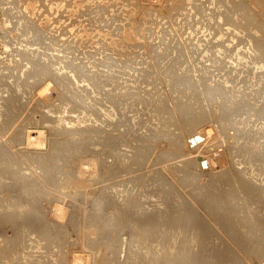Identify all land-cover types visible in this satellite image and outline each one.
I'll return each mask as SVG.
<instances>
[{"label": "rangeland", "instance_id": "obj_1", "mask_svg": "<svg viewBox=\"0 0 264 264\" xmlns=\"http://www.w3.org/2000/svg\"><path fill=\"white\" fill-rule=\"evenodd\" d=\"M101 4H102V6H101ZM185 9H186V12H185ZM242 11L248 12L251 15L252 19L249 22L244 21V16H243L244 13ZM236 12H239L240 14L236 13ZM209 13H210V15H209ZM219 13H220V15H219ZM228 14H232L233 16L230 15V17H231L230 18ZM238 15L242 16V17H239ZM238 20L240 21L239 23H242L240 25L238 24L239 27L237 26ZM34 24H35V26H34ZM231 24H232V26H231ZM234 25H235V27H234ZM236 26L238 28H240L242 26L243 28L241 31H239V29H236L237 28ZM249 26H251V29L252 28L253 29L251 30L249 28ZM256 27H258L262 30V32L259 31V35L257 34L258 32L256 30H258V29ZM223 29H224V31H223ZM219 31H221V32H219ZM94 32H95V34H94ZM250 35L254 37L253 40L250 39V37H249ZM129 36H130V38H129ZM102 37H103V39H102ZM119 38H120V40H119ZM125 38H127V40H125ZM114 39H116V41ZM117 39H118V41H117ZM38 41H39V43H38ZM114 41L116 42L115 45L112 44ZM118 42H120V43H118ZM261 42H264V0H0V112H1V110L5 111L4 108L7 105L6 104V102H7L6 98H8L10 95H13V96H14V94L17 95L16 94V92H17L18 95H20V97H22L21 99L23 100V103H25V106H26V108L24 109V112L22 113L20 119L17 121L19 125L21 123L20 127H18V128H20L22 130H27V131H28V129H33V130H31V131L29 130V131L31 132L32 138H35L34 141L37 144H42V141L45 142V140L48 138L45 143L43 142V144L40 145L42 147L46 146V148L45 147L38 148L37 146H33V145H32V147H30L31 144L26 143V142H28V140L24 139L25 140V142H24V140L21 138L22 133L19 136V134H16V131L14 132V130H16L14 128H16V125H18V124H16L14 126V128H11L9 131H5V129L1 126V124L3 122L2 119L4 118V116L0 115V123H1L0 129H2V130H0V140L2 139V141L7 143V145L5 143H2V141H0V143L4 144V145L1 144L2 147L4 148L3 150L6 153L8 152L7 154H10V156H12V157L8 158V159H10V161H7L8 159H6V156L4 155L5 153L0 152V155H1L0 167L2 166L6 170V171L1 170L2 171L1 173L4 175L6 174V175L5 176L3 175V177H2V174H0V179H1L0 185H2V184L4 185L5 181H7V182L9 181L7 184H9L12 181H13V183L15 182L14 185L12 184L13 188L9 187V185L8 186L4 185V187L2 185V187L0 188V190H1L0 191V206H1L0 207V264H160V263L161 264H178V263L184 264V261H182V263H181V254H184L183 257L185 256V260H188L187 262H185V264H191V263L192 264H194V263L195 264L196 263L197 264H200V263L201 264H219V263H222L223 258H221L222 259V261H221V260H219L220 257L216 258V257L212 256L213 259H215V260H213L211 256L207 257V255H205L206 254L205 249L202 250L204 246L206 247V244L204 245V242L206 243L208 240V239H204V236H205L204 234L206 233L204 228H206V227H203V225L199 226L200 230L197 231L196 229L199 227H197V228L195 227L197 224L194 223L195 222L194 218L191 216V214L189 215V211H188L191 208H196L198 210L200 209V211L202 213L200 211L199 212L201 214L204 213V216L208 217L204 208H207V207L210 208V206H211V208L212 207L213 208L219 207V208H226L228 210H229V207H227V206H230L231 210L227 211L226 213L227 214L229 213L228 216L232 217L231 220H233L232 221L233 223L240 224V225L236 224L237 227H236V225H234L235 226L234 231H235L236 235H238L240 237V240H242V243L244 245L243 250L248 249V251H249V252L248 251L242 252V251L238 250V248L235 246L236 242L234 243L232 240L226 241L227 243H225V244L230 245V246L228 245V249L227 248L226 249L230 250V254L232 256L234 255L235 259L232 258V256L230 255L229 258L227 257L229 260L227 258H226V260L224 259L223 264H231L232 262H233L232 264H234V263L235 264L236 263L237 264L238 263L239 264H251V262H252V264H260L259 263L260 260L264 261L263 260L264 258H262L264 255L262 256V254H261V253L264 254V251H262V250L260 251V249L264 250V248H263L264 247V244H263L264 241H262V240H264V235H263L264 229H261L262 227L264 228V218H263L264 217V213H263V211H264V205H263L264 204V200H263L264 199V192H263V190L264 189H260V187L264 188V186H263L264 185L263 184L264 183V173H263L264 171L260 170V172H259V170H258L259 167H260V169H264V166L261 167V165H259L255 160L253 161L252 159H250L251 157H249V155L246 153V151L248 152V151L256 150L258 147H260V143H263V141H264V135H263L264 134V114H263L264 110L259 111V109H258L257 111L259 113L258 112L256 113L255 110H253L251 112L252 114L250 116L251 120L248 124V129L250 128V133H251V131H259L260 134H262V132H263L262 136H259L260 137L259 139L258 138L257 139L256 138L255 139H250V138L247 139L248 136H246L245 134H243V133L240 134L239 132H237V133H239V134H237V133H235L236 131H234V128L230 129V127H227L226 124L228 123V126H230V123L228 122V120L226 121L227 118L224 119L225 118L224 115L221 116L222 114H224L223 113L224 107L233 106V102L228 101V99H224L225 96L222 97L223 99L221 97L214 98V96H211L212 97L211 98L210 94L209 93H208L209 95L207 94V91H208L207 89H211V88L216 87V86L222 87V88L226 86L225 87V89L227 88L226 91H228V89L230 88L231 91H229V92L232 93V94H230V95H232V97H234V95H235L234 91H236L237 95L234 98H242L240 96H242L245 93L247 95L252 96V94H250L251 92H253V93L254 92H257V93L260 92V94L256 93L257 95H260V97L258 96L260 98V100L258 102L256 101V103H257L256 108L261 106L262 108H260V109H264V105H263L264 104V77L260 78V76L262 74L261 73L262 69L257 67V64L255 63L256 53L253 52V49L255 47H258V44ZM61 44H62V46H61ZM74 45H76V46H74ZM120 45L122 48L120 47ZM115 46L116 47L118 46V47L116 48ZM112 48H114V49H112ZM88 49H90V51ZM118 50H120V51L122 50V51L121 52L119 51L117 53ZM85 51L86 52L88 51V52L86 53ZM123 51L125 54L123 53ZM125 51L126 52L128 51V52L126 53ZM241 51H242V53L244 52L245 54L248 53L249 56L252 55V57L250 58V57H248V55H246V57H241V54H242ZM120 53H121V55H120ZM57 54L59 55V57H57L58 56ZM122 54H123V56H122ZM117 56H118V58H117ZM128 56H130V58ZM239 56L241 58H239ZM124 57H125V59H124ZM234 57L236 58V60H240L241 62L236 61L234 59ZM67 58H69V59H67ZM111 58H113V59H111ZM242 59H244V60H242ZM41 60H43V61H41ZM19 62H21V63H19ZM29 62H31V63L29 64ZM236 62H237V64H235ZM34 63H36L37 65ZM47 63H49V65ZM135 63H136V65H135ZM72 64L74 66H72ZM125 64H128V65H125ZM21 65H24V66L21 67ZM42 65L43 66L46 65V69H45V67L42 68L41 67ZM36 66H39V67H36ZM56 66L57 67L59 66V67L57 68ZM12 68H14V69H12ZM37 68L38 69L40 68L39 71L36 70ZM107 70L109 71V73ZM34 71H36V72H34ZM41 71H43L44 73ZM63 71H64V73H63ZM38 72L42 73V74L38 75L39 74ZM53 72H55L56 74ZM57 73H58V75H57ZM60 73H61V75H60ZM74 73H76V75L78 77L76 75H74ZM189 73H191L193 75H191ZM52 75H55V76L57 75V76L54 77ZM59 75H60V77H62V75H63V77L60 78ZM65 75H67V76H65ZM68 75H70V76H68ZM23 76H25V77H23ZM131 76H133V77H131ZM36 77H38L39 79ZM51 77H53L54 79ZM57 77H59L63 81H61ZM63 78H66V79H63ZM77 78H79V79H77ZM103 78L105 80H107L106 83L108 85L105 84V80ZM131 78H133V79H131ZM150 78H151V80H150ZM68 79H69V81H67ZM245 79H247V83H246ZM54 80H56V81L58 80L57 83ZM24 81L26 82V84ZM49 81H50V83H48ZM59 81H61L63 85L61 83H58ZM42 82H44V83H42ZM54 82H55V84H54ZM67 82H69V83H67ZM78 82H79V84H78ZM98 82H99V84H98ZM260 82H262V83H260ZM18 83H19V85H18ZM256 83H257V85H256ZM219 84H221L222 86ZM92 86L95 89H93ZM197 87H199V88H197ZM45 88H46V91H45ZM98 88H99V90H98ZM104 88L106 89V91ZM193 88H194V90H193ZM243 88H245L247 90H245ZM241 89L243 91L244 90L245 91L243 92V91H241ZM91 90H93L94 92L93 91L91 92ZM239 90L241 93L239 92ZM72 91H73V93H70ZM95 91H97V92H95ZM99 91L100 92L102 91L101 92L102 94ZM249 91H250V93H249ZM74 92H76V93H74ZM123 92H124V95H123ZM80 93H82V94H80ZM105 93L110 98L112 96H116L114 99H116V101H115L116 104L118 103V105H119L117 107L121 106L120 107L121 113L124 114V116H126L125 114H127V116L128 115L131 116V117H129V116L124 117L122 114H120V116H119L120 121H122V119H124L122 121L124 123V121L127 119L125 121V123H126V122H128V119H129V122L130 121L131 122L130 123L128 122V124L126 123L127 124L126 126L124 125L125 123L121 124L122 122L120 123V121L118 124L119 125L121 124L120 125V127H121L120 131L121 132H124V131H127V129H130L136 138L137 137L139 138V135L141 136L137 141H131L132 139H129V141H131L132 144L129 143L128 140L125 142V139H127V138L124 139L123 136H118V139H116V141L113 139V141L116 143V147H115L114 142L110 143L111 145L108 143H105V142L103 143V141L99 142V141H101V140H99V138L101 139L100 135H102V134H100V131L97 130V128H99V126L102 125V122H101L102 119H100V115L102 114V116H101L102 118L105 117L103 115L104 111H103L102 107H103V104H105V103H107V105L110 104V102L105 101L106 100L105 99V97H106ZM112 93H114V95ZM233 93H234V95H233ZM90 95L93 97L91 98ZM117 95H118V97H117ZM29 97H30V99H29ZM95 97L97 100L95 99ZM103 97H104V99H102ZM213 98L216 100L214 101ZM83 99L84 100L89 99V100L84 101ZM68 100H70V101H68ZM71 100H72V102H71ZM222 101H224V104ZM225 101H227L228 103L227 102L226 103L229 105H226ZM49 102H51V103H49ZM219 102H220V104H219ZM2 103H3V105H2ZM66 103H68L69 105ZM79 103L81 104L80 106H79ZM91 103H93V104H91ZM94 103L95 104L98 103V104L95 105ZM119 103H121V105ZM221 104H222V106H221ZM71 105L72 106L75 105V106H73V108H72ZM219 105L221 106V108H219L220 107ZM48 106H49V108H50V106H52L53 108L48 109ZM77 106H79V107H77ZM86 107L89 110L85 109ZM90 107L91 108L94 107L92 110H95V109L98 110V111L95 110V113L96 114L98 113L97 116L99 118L97 116H95L96 115L95 114L94 115L95 121H93V117H92L93 112H92ZM122 107H123V109H122ZM124 107L126 108L127 112H126ZM217 107H218V109H216ZM68 108L70 111L67 110ZM98 108L102 111H100ZM220 109L222 110V114H221ZM48 110L49 111L52 110V112L54 114H52ZM56 110H58L57 111L58 114L61 112L64 114V115L62 113L59 114V116L61 117V120L58 119L60 117L57 116L58 114H57ZM123 110H125V112ZM75 111H76V113H74ZM78 111H81V112H78ZM90 112H92V113L90 114ZM10 113L12 114V111H10ZM26 113L28 116L26 115ZM55 113L57 115H55ZM85 113H87V114H85ZM99 113H101V114H99ZM253 113L255 115H253ZM29 114H31V117ZM88 114L91 115V118ZM77 115H80V117H78ZM81 115H84L85 118H83V116H81ZM232 115H233L232 118L235 117L234 119H240L239 115H238L239 117H237V115L234 113H232ZM55 116H57V117H55ZM69 116H70V118H72V121L74 123H71L72 121L70 122L71 119L69 118ZM86 116L87 117L89 116V117L86 118ZM22 117H23V119H22ZM221 117H222V119H221ZM247 117H249V114L247 115ZM247 117H246V115H243L241 117L242 118L241 121H242V123H245V125H246V122H244V121L246 119H248ZM46 118H48L49 120ZM66 118L70 119V120L67 119L69 122H67V120H65ZM76 118L78 121L75 120ZM89 118L92 121L91 120L88 121ZM132 118H133V120H131ZM21 119L23 120L22 121L23 123L19 122V121H21ZM27 119L30 121H32V120L33 121L27 123L26 122V121H28ZM35 119H36V121H35ZM37 119H39V120H37ZM50 119H54V120H50ZM55 120H57V121L55 122ZM52 121H54L53 124H52ZM84 121H86V122H84ZM59 122L60 123L63 122V123H61V125H60ZM96 122H97V124L100 122L101 125L98 124L99 126H97V124H96V126H94ZM132 122H134V123H132ZM66 123L72 124L71 127L78 124L79 126H75V128L73 127L75 130H78V131H79V127H80V129H84V128H86L85 126L88 125L87 128L90 129L91 132L90 131L89 132L80 131L81 133L79 134L78 131H75L73 128H69L70 124H69V126H67ZM84 123H86L87 125L85 124V126H84L83 125ZM131 123H132V125H131ZM236 123H237L238 127H242V124H240L239 122H236ZM80 124L83 127L80 126ZM89 124H90V127H89ZM40 125H42V126H40ZM91 125L94 127H92ZM129 125H130V127H128ZM25 126H27V127H25ZM29 126H31V127H29ZM162 126H163V128H162ZM52 127H53V129H52ZM35 128H36V131H35ZM68 128H69V130L73 129L75 132L74 133H65V132L60 133L61 130L68 129ZM39 129L45 130V131L40 132L43 134H38L39 132L37 133V131H40ZM55 129H56V131L58 130L57 132L60 133V134L57 133L58 135H60L59 138H58V135H55V134L52 135L55 132ZM91 129H94L93 130L94 132ZM241 130H243V129H241ZM27 131H25V132H27ZM144 131H146V132L144 133ZM161 131L163 133H161ZM143 133L145 135H147V137L146 136L143 137V135H144ZM165 133H166V135H165ZM37 134L43 135V136H44V134H47L46 135L47 137L44 136V137H46V138H44L42 136H38ZM83 134H86V137H88V139H86V137L82 138ZM153 134H155V135H153ZM158 134H160V135H158ZM98 135H99V137H98ZM136 135H138V136H136ZM239 135H240V137L242 135L246 136V137H243V136L242 137L244 139H247V140H244L245 142L242 141L243 140L242 137H241V139L239 138V140H238ZM251 135H252V133H251ZM15 136H17V137H15ZM148 136H151V137L154 136V137L153 138L150 137L151 138L150 139ZM159 136L160 137L164 136L165 138L163 137V139L159 140L160 139ZM170 136H172V137H170ZM186 136L190 139H188ZM14 137L18 138V139H16V142L13 141V140H15ZM29 137H31V136H28V138ZM38 137H40L41 139ZM71 137H73V139H71ZM80 137L82 139H80ZM65 138L70 139L72 141L65 140ZM141 138L142 139L145 138L146 140H142ZM170 138H173L172 140H174V141H172ZM184 138H186L187 140ZM56 139L58 141H59V139H61L64 142V146L59 147V148H57V146L54 147V144H52V140H53V143H55L57 145L58 141ZM75 139L77 141H75ZM121 139L123 142L121 141ZM140 139H141V141H140ZM17 140H18V142L21 140L20 141L21 143H18ZM85 140H87L88 142ZM185 140H186V142H185ZM191 140L193 141V143ZM73 141L75 142L74 144H73ZM80 141H81V143H80ZM119 141H121L120 144H119ZM148 141H150V142H148ZM187 141L190 143V145ZM229 141H230V143H229ZM237 141H239V142H237ZM246 141H248V142H246ZM166 142H167V145H166ZM232 142L235 144H233ZM12 143H13V145H12ZM46 143L49 145H47ZM65 143H67V144H65ZM147 143L149 145H144ZM180 143H181V146H183V144H185L184 146H186L188 143L187 148L190 151L192 150L189 153V155L191 154L190 155L191 159H192V156L194 159H196V162L193 159L195 162L196 168L194 165V168L192 167L194 170L190 169L191 171L188 170V172H192V171L195 172L196 171L195 169H197L198 176H200V178H202L199 181H197V180L194 181L191 178L193 181L190 184V180L189 179H188L189 181L186 180L187 177L191 176V174H189V175L186 174L185 168L183 166V164H184L183 160H186L187 158H189V157H187L189 155H187L185 157L186 159L183 158V160H181V158L183 156L179 157V158H174L175 156L172 157V155H174L175 147L177 149L178 145ZM22 144L25 146H23ZM113 144H114V146H112ZM141 145H143V147L144 146L145 147L142 148ZM231 145H232V147H231ZM239 145H241V146H239ZM22 146L23 147L27 146L28 148L26 149V148H23ZM149 146H151V147H149ZM34 147H36L37 149L34 150ZM114 147H115V149H114ZM138 147H140V149ZM136 148H138V150ZM196 148L199 150H197ZM237 148H239V149H237ZM241 148H243V149H241ZM42 149H45V150H42ZM51 149H52V151H51ZM53 149H54V151H53ZM225 149H226V151H228V149L231 150L230 151V152H232L231 157L236 156L238 153L239 154H238V156H236V158L233 157L232 161L230 160L231 159L230 158V159H228L229 161L224 160L225 161L224 162L222 160L223 158L221 159L220 157L226 152ZM27 150L28 151L31 150V152L28 153ZM114 150H115V153H114ZM165 150L167 151L168 154L166 153ZM193 150H195V151H193ZM32 151L34 152L33 155L35 153L37 154L36 157H32L35 159H31V156H33V155H30L32 153ZM137 151L138 152L141 151L140 153H144V154L139 153L140 154L139 156L142 155V157H141L142 159H140L138 157V154H135V153H137ZM149 151H151V152H149ZM158 151H159V153H158ZM170 151H172V153ZM47 152H48V154H47ZM51 152H54L55 155L53 153L51 154ZM11 153H12V155H11ZM41 153L42 154L46 153V155H47L46 156L47 159H45L46 162L44 161L46 164H47V161L49 162L48 163L49 166H47V168L50 167V165L52 163V161H51L52 159L55 160V161L53 160L52 165L54 164V162L57 163V164L55 163L53 166H51V168L49 169V173L47 171L45 172V170L41 168L42 165L39 162L37 163V160H38L37 156ZM132 153H134V154H132ZM147 153L150 155L148 156ZM27 154L29 155L30 158L27 156ZM50 154L53 155L54 158L51 159L52 156H50ZM14 155H15V157H17V158L19 157V158L18 159L15 158ZM133 155H135L136 159H140L142 161H139V160L135 161L134 160L135 157ZM143 155L144 156L146 155L145 156L146 158ZM147 156H148V158H147ZM165 156H167V157H165ZM2 157H3V160H2ZM57 157H59V158L56 159ZM4 158H5V160H4ZM233 159H235L234 160L235 162L233 161ZM11 160H12V162H11ZM33 160H36V162ZM16 161L18 163H14ZM137 161H139V162H137ZM9 162H11V163H9ZM125 162H126V164H125ZM191 162H193V161H191ZM229 162H233L234 164L229 163ZM13 163L15 165H17L19 168H17V166H14ZM11 164L13 166H11ZM230 164L232 167H230ZM38 165H41V166H38ZM237 165H238V167H237ZM7 167L8 168L13 167V169H11L12 172L10 169H7ZM20 167L22 170L20 169ZM14 168L20 169V171L18 170L19 172H16V170H15V172H14ZM131 168H132V170H131ZM239 168L240 169L245 168L244 169L245 171L248 168L246 171V177H250L249 179L253 180V181H251V183L247 182V183H249L248 186L251 184V186L254 189L256 187L257 191H256V189L254 191L251 186L248 187L245 181H241V184L246 185L247 188H249V189L251 188L250 189L251 192H248L249 189H247L245 186H241V187L237 186V187L232 188V186L230 187V185H225L226 182H224L223 180L225 178V175L228 174L229 169H230L231 174H232V172L234 174H236L237 171L235 172L234 170H236V169L239 170ZM255 168H257V169H255ZM232 169H233V171H232ZM42 171L44 172V174ZM152 171L154 172V174L155 173L156 174L153 175ZM200 171H201V173H204L205 176H204V174H200L199 173ZM261 171H263V172H261ZM147 172L148 173L152 172V174H150V173L147 174ZM52 173H54V174H52ZM142 173L143 174L145 173L147 177L145 176V174L143 175ZM16 174H19V176L23 175L22 176L23 178L22 177L20 178L17 175L18 176V179H17ZM25 174H26V177L24 176ZM51 174H52V176H51ZM237 174H239V173H237ZM48 175L50 176V178L47 177ZM138 175H140V176H138ZM150 175H152L153 178ZM13 176H15V178ZM148 176L150 178H148ZM24 177L26 179H24ZM140 177H142V179L137 180ZM145 178L148 179L149 181L145 180ZM157 178L159 179V181ZM203 179H204V181H202ZM23 180H27V181L22 182ZM28 180H31L32 182L28 181ZM48 180H50V181H48ZM156 180L159 183L161 180L162 184H165L164 187H169L170 184L176 186L175 190L173 189L176 192V193L174 192L175 195H173V197H175V198L168 199L169 201L167 200L168 201L167 206H166L165 202L159 204V202L163 201L162 200L163 197L160 200L161 196H158V194H157L158 193V188H157L158 186L155 184V183H157ZM206 180L207 181L209 180L211 182V184H208L209 182H207ZM3 181H4V183H3ZM140 181H142V184H143V181L144 182L147 181V182H145V184L147 186L145 184H143L144 187H142V184L140 185V183H141ZM152 181L155 183H153ZM200 181L202 183L204 182L203 184H205V185H203ZM26 182H27V184H28V182H30V183H32V185H33V183H37V184H34V185H37V187L34 186L32 189L29 186H26V184H24ZM166 182L168 183V185H166ZM253 182L256 183L257 185L252 184ZM16 183H23L24 185L19 184V186L20 187L22 186L23 189H20V187H17L18 184L16 185ZM258 183L261 186L258 185ZM212 184H214V185H212ZM134 185H136L137 187ZM209 185L211 187H208ZM254 185H255V187H254ZM202 186H204V187L202 188ZM217 186H219V187H217ZM7 187H9V190H7L8 189ZM25 187L29 188L30 190L29 189H28L29 191L24 190ZM141 187H142V190H141ZM145 187L146 188L148 187L150 189L147 188L148 190H146ZM151 187H153L155 189L152 190ZM197 187H201V188H197ZM224 187H226L229 192L225 191L226 188L224 189ZM243 187L246 188L245 191L247 193L244 190H242ZM5 188H7V189H5ZM36 189L39 190L38 195H37L38 192L37 193L35 192ZM258 189H260V190H258ZM2 190L4 192H2ZM23 190H24V194L26 196L25 198L23 195H22L23 198L20 195L21 193L23 194ZM49 190L51 191V193L48 192V193H50L48 195L51 197L50 199L48 198L47 195H46V197H44L45 196L44 193L46 192L45 194H48L47 191H49ZM105 190H107L106 193L108 192L110 194L107 193L108 195H106V193H104ZM205 190H209V193H211V191H212V193H211L212 195L208 194V191H205ZM7 191H8V193H7ZM19 191H21V192H19ZM25 191H26V193H25ZM31 191L33 194L31 193ZM41 191H43L44 193L43 192L41 193ZM146 191H149V192H146ZM155 191H157V192H155ZM197 191H199L200 193ZM202 191H204L205 194L202 193ZM217 191H219V192H217ZM220 191H222V192L220 193ZM234 191H236V192H234ZM258 191H259V193H258ZM261 191H262V193H261ZM29 192L32 194L31 196H29L30 195ZM52 192L53 193L55 192L58 194H55V193L52 194ZM151 192H152V194H150ZM196 192H197V195H196ZM206 192H207V194H206ZM216 192L219 195H221V196H219L217 194V196H216L217 198L219 197L220 199L219 198L217 199L216 197L214 198V196L216 195ZM254 192L255 193L257 192L260 196H258L257 193L254 195ZM114 193H115L116 197L114 196ZM26 194H28L29 197ZM143 194L146 195L147 197L143 196ZM238 194H239V196H238ZM246 194H248V195H246ZM10 195H11V198H10ZM18 195L20 196V198ZM39 195H41V197ZM52 195H53V197H52ZM59 195L61 197H59ZM109 195L110 196L112 195L111 196L112 199L110 198ZM178 195H179V199L177 198ZM181 195H183V196L180 197ZM261 195L263 197H261ZM5 196L6 197L8 196L10 198L9 201H8V197H7V200L5 199L6 198ZM32 196L38 197L37 199L35 198V200L38 201V199H40V201H38V205H40V206L43 205V207L42 206H41V208L37 207V204L35 203ZM240 196H241V198H240ZM54 197H56V198L59 197L58 200L64 199L63 201H65V204L63 201L60 202ZM106 197H108V198H106ZM193 197L196 199H194ZM197 197H199V198H197ZM256 197H258V199H255ZM259 197H261V198L259 199ZM29 198L31 200H29ZM149 198H150V200H149ZM203 198H204V200H203ZM205 198H207V200ZM221 198H223L224 201H222ZM21 199H23V200L21 201ZM24 199L26 200L27 203L25 202ZM27 199L29 202L27 201ZM113 199H114V201L116 199L115 202L117 204H115L114 201H112ZM171 199H172V201L175 199L174 202H177V203L179 200L180 201L178 204H176L172 201L170 202ZM176 199H178V201ZM253 199H254V201H252ZM10 200H11V202H14L17 200L16 201L17 205H15L16 203L14 202V205L17 206L16 208L12 205ZM119 200H121L122 203L117 202ZM197 200H199V201H197ZM255 200H256V202H255ZM57 201L60 204L61 203L62 204L59 205ZM209 201H211V202H209ZM226 201H227L226 204H223V205L221 204V203H225ZM237 201L239 203L240 202H242V203L238 204ZM24 202L28 205V207H26V204ZM39 202H40V204H39ZM140 202H142V203H140ZM169 202H170V204H169ZM243 202L245 203L244 205H243ZM248 202H249V204H247ZM250 202H254V203H250ZM9 203L14 208H12ZM21 203H23V204L21 205ZM29 203L33 204L31 209H30ZM118 203H120L121 205ZM205 203H207V204H205ZM34 204H36V206ZM128 204H130V206ZM168 204L170 207L173 206V208H176V207L177 208H181V207L183 208V210H182L184 213V216H183L184 218H182V222L184 224L183 228H182L184 231V232L182 231L183 235H181V227L182 226L176 230V232L178 231V233H177L178 235H177L174 230L172 233H170V231L167 228H165V226L164 227L162 226L164 229L163 230L161 228V225L160 226L157 225L156 226L157 228L155 227L150 231L151 233L149 232L150 234L147 232V235H146V232L143 231L142 235L144 236V232H145L146 237L145 236L144 237L146 239L143 236L142 237L137 236V232H139L138 231L139 228H137V227H143L144 226L141 223L144 224L145 218L150 217V216L155 217V215H158L160 213L158 211L165 210V206L167 209H169L170 207L168 206ZM188 204H189V206H188ZM256 204L258 205V208L261 207V209H262L261 214L263 216L262 217L263 222L262 221L258 222L256 220V217L253 216L251 212L246 211V207L250 208V209L252 207V209H253L256 206V208H257ZM114 205H119V206L117 207ZM137 205H139V206H137ZM174 205H176V206H174ZM190 205H191V207H190ZM220 205H222V207ZM224 205L225 206L227 205V206L225 207ZM21 206H22V208H21ZM59 206L62 208H58ZM120 206H122V207H120ZM124 206H125V208H124ZM142 206L144 209L141 208ZM160 206H162V207H160ZM233 206L235 208H233ZM236 206H238V207H236ZM146 207H148V208H146ZM122 208H124V211ZM158 208H159V210H156ZM185 208H186V210H185ZM241 208H243L242 209L243 213H242ZM32 209H34V210H32ZM128 209H129V211H128ZM235 209H237L238 211ZM102 210H103V212H102ZM141 210H145V211H141ZM138 211H139V213L142 212V214L141 213L138 214L137 213ZM235 211H237V212L235 213ZM10 212L13 214H10ZM58 212L60 214L63 213L62 214L63 217L60 214H58ZM116 212L119 213V216L117 215L118 213L116 214ZM148 212L149 213L151 212L150 213L151 215ZM154 212H158V213L155 214ZM94 213H96V214H94ZM186 213H188V214H186ZM246 213H247V215H246ZM92 214H94V216H96L97 219ZM101 214H102V216H101ZM129 214L134 216V217H132V216L130 217ZM185 214H186V216H185ZM230 214L231 215L235 214V215H233L234 216L233 217ZM240 214L241 215L243 214V215L241 216ZM244 214L246 216L245 218H248L249 220L245 219L244 220L245 223L243 226L242 223L244 222L243 221ZM248 214L250 216L252 215L251 217H253L254 219L252 220V218L250 216H248ZM107 215H108V217H107ZM114 215H117L119 218L117 216H114ZM120 215H122V218ZM124 215H126V216H124ZM188 215L190 216V219H189ZM58 216H59V218H58ZM110 216L115 217L116 220H115V218L113 219ZM123 216H124L125 220H124ZM236 216H237V218H236ZM15 217H16V219H15ZM129 217H130V219H128ZM132 218L136 219V220H132ZM234 218L236 221L234 220ZM127 219H128V221L130 220L129 221L130 223L127 222ZM110 220H112V221H110ZM123 220H124V222H123ZM239 220L243 221V222H239ZM246 220H247V222H246ZM107 221L112 222V223L108 222L109 224H112V225H110L112 228L109 226ZM192 221H193V223H192ZM248 221L251 223H248ZM46 223H48V224H46ZM138 223H140V224H138ZM154 223L156 224V222H154ZM253 223H255V224H253ZM54 224H56V226ZM123 224L124 225L126 224V225L124 226ZM193 224L195 225L194 228L192 227ZM258 224L262 225V227L261 226L259 227ZM248 225H252L253 227L255 226V228H257L256 230L254 229L255 233L252 235L253 239H252V236H250V238L253 241L248 237L250 235V233L246 232L247 229L249 230ZM45 226L47 228H45ZM185 226H188V227H185ZM238 226L240 229L238 228ZM104 228H106V230ZM135 228L137 229V232H136ZM245 228H246V230H245ZM159 229L161 232L159 231ZM165 229L168 231H166ZM193 229H195V230H193ZM140 230H141V228H140ZM260 230H261V232H259ZM131 231L132 232L134 231L136 233H132ZM162 231L163 232L165 231V235H163L164 233ZM194 231H195V233L197 232L196 234H198V236L201 237V238L198 237V240L200 241V243H199L200 247L195 246V248L197 247V248H199V250L197 251L196 250L197 248L194 249L193 254L196 253L195 254L196 257L194 255V257L190 260V254L192 252L186 253L184 251L185 253L184 252L181 253V245H183L182 243H184L183 236L185 237V239H186V236L192 237ZM203 231H204V234H203ZM237 231H239V232H237ZM256 231H258V232H256ZM152 232H154V233H152ZM189 232H191V233H189ZM245 232H246V235H245ZM161 233H162V236H160ZM167 233L170 237L167 235ZM174 233H175V235H174ZM179 233H180V235H179ZM133 234H134V236H133ZM170 234H173L172 235L173 238L171 237ZM256 234H259V235H256ZM132 236L136 237V238L134 239ZM163 236H165V237H163ZM166 236H168V237H166ZM181 236H182V238H181ZM242 236H243V238H242ZM137 238H138V240H137ZM163 238H164V240H163ZM115 239H116V241H115ZM244 239L247 241L243 242ZM256 239L260 242L256 241ZM202 240H204V242ZM227 240H228V238H227ZM209 241H210V239H209ZM252 242H254V245H256V246H253ZM242 243H241V245H242ZM199 244H197V245H199ZM185 245H186V243H185ZM251 246L254 248V250H252L253 248ZM200 250H202V251H200ZM255 251H258V252H256L257 254L255 253ZM167 252H169L170 254ZM201 252H205V253H201ZM232 252H234V253H232ZM247 252H248V254H247ZM177 253H178V255H177ZM251 253L254 256H252ZM250 254H251V256H250ZM248 255H249V257H248ZM259 255H261V256L259 257ZM197 256H199V257H197ZM201 256H202V258H200ZM257 256H258V258H257ZM252 257H254V258H252ZM169 258H171V259H169ZM195 258L197 260L201 259L203 262L206 260L207 263H202L201 260H199L200 261L199 262ZM207 258H209L211 260H209V259L207 260ZM259 258H262V259L259 260ZM194 259L196 261H193ZM203 259H205V260H203ZM255 259H257V260H255Z\"/></svg>", "mask_w": 264, "mask_h": 264}, {"label": "bare ground", "instance_id": "obj_2", "mask_svg": "<svg viewBox=\"0 0 264 264\" xmlns=\"http://www.w3.org/2000/svg\"><path fill=\"white\" fill-rule=\"evenodd\" d=\"M51 3H52V2H51ZM64 4H65V3H64ZM68 6H69V5H68ZM96 6H97V5H96ZM101 6H102V4H101ZM198 6H199V5H198ZM126 8H127V7H126ZM201 8H202V7H201ZM201 8H200V9H201ZM204 10H205V9H204ZM124 11H125V10H124ZM206 11H207V10H206ZM11 12H12V11H11ZM105 12H106V11H105ZM185 12H186V9H185ZM189 12H190V11H189ZM239 12H240V11H239ZM239 12H236V13H239ZM242 12H243V11H242ZM48 13H49V12H48ZM126 13H127V12H126ZM145 13H146V12H145ZM243 13H244V15H243V16H244V21L249 22V21L252 19L251 15H250L248 12H245V11H244ZM50 14H51V13H50ZM239 14H240V13H239ZM209 15H210V13H209ZM219 15H220V13H219ZM228 15H229V17H230V15H232V14H228ZM214 16H215V15H214ZM232 16H233V15H232ZM238 16H239V15H238ZM33 17H34V16H33ZM206 17H207V16H206ZM239 17H242V16H239ZM37 18H38V17H37ZM75 18H76V17H75ZM103 18H104V17H103ZM208 18H209V17H208ZM230 18H231V17H230ZM230 18H229V19H230ZM117 19H118V18H117ZM240 19H241V18H240ZM242 19H243V18H242ZM100 20H101V19H100ZM111 20H112V19H111ZM114 20H115V19H114ZM121 21H122V20H121ZM242 21H243V20H242ZM239 22H240V21L238 20V22H237V26H238V27H239L240 24H242V23H239ZM32 23H33V22H32ZM229 24H230V23H229ZM233 24H234V23H233ZM235 24H236V23H235ZM238 24H239V25H238ZM31 25H32V24H31ZM141 25H142V24H141ZM219 25H220V24H219ZM34 26H35V24H34ZM107 26H108V25H107ZM220 26H221V25H220ZM231 26H232V24H231ZM237 26H236V27H237ZM221 27H222V26H221ZM234 27H235V25H234ZM238 27H237L236 29H239V31H241L242 28H243L242 26L240 27L241 29L238 28ZM252 27H253V26H252ZM33 28H34V27H33ZM41 28H42V27H41ZM91 28H92V27H91ZM249 28L251 29V26H249ZM254 28H255V27H254ZM256 28L258 29V30H256V31L258 32L257 34L259 35V31L262 32V30H261L260 28H258V27H256ZM34 29H35V28H34ZM63 29H64V28H63ZM72 29H73V28H72ZM116 29H117V28H116ZM219 29H220V28H219ZM226 29H227V28H226ZM233 29H234V28H233ZM252 29H253V28H252ZM252 29H251V30H252ZM76 30H77V29H76ZM32 31H33V30H32ZM46 31H47V30H46ZM112 31H113V30H112ZM223 31H224V29H223ZM26 32H27V31H26ZM47 32H48V31H47ZM84 32H85V31H84ZM219 32H221V31H219ZM254 32H255V31H254ZM32 33H33V32H32ZM73 33H74V32H73ZM109 33H110V32H109ZM114 33H115V32H114ZM217 33H218V32H217ZM94 34H95V32H94ZM110 34H111V33H110ZM218 34H219V33H218ZM220 34H221V33H220ZM260 34H261V33H260ZM89 35H90V34H89ZM32 36H33V35H32ZM79 36H80V35H79ZM97 36H98V35H97ZM184 36H185V35H184ZM30 37H31V36H30ZM49 37H50V36H49ZM76 37H77V36H76ZM92 37H93V36H92ZM249 37H250L251 40H253V38H254V37L251 36V35H250ZM115 38H116V37H115ZM129 38H130V36H129ZM129 38H128V39H129ZM32 39H33V38H32ZM35 39H36V38H35ZM65 39H66V38H65ZM78 39H79V38H78ZM83 39H84V38H83ZM83 39H82V40H83ZM102 39H103V37H102ZM188 39H189V38H188ZM36 40H37V39H36ZM38 40H39V39H38ZM45 40H46V39H45ZM55 40H56V39H55ZM57 40H58V39H57ZM69 40H70V39H69ZM88 40H89V39H88ZM95 40H96V39H95ZM114 40L116 41V39H114ZM119 40H120V38H119ZM125 40H127V38H125ZM262 40H263V39H262ZM32 41H33V40H32ZM67 41H68V40H67ZM107 41H108V40H107ZM111 41H112V40H111ZM115 41H114V42H115ZM117 41H118V39H117ZM123 41H124V40H123ZM29 42H30V41H29ZM88 42H89V41H88ZM95 42H96V41H95ZM101 42H102V41H101ZM114 42H113L112 44L115 45L116 42H115V43H114ZM250 42H251V41H250ZM38 43H39V41H38ZM86 43H87V42H86ZM106 43H107V42H106ZM106 43H105V44H106ZM118 43H120V42H118ZM34 44H35V43H34ZM69 44H70V43H69ZM84 44H85V43H84ZM91 44H92V43H91ZM130 44H131V43H130ZM117 45H118V44H117ZM40 46H41V45H40ZM61 46H62V44H61ZM70 46H71V45H70ZM72 46H73V45H72ZM74 46H76V45H74ZM95 46H96V45H95ZM101 46H102V45H101ZM118 46H119V45H118ZM118 46H117V47H118ZM122 46H123V45H122ZM131 46H132V45H131ZM66 47H67V46H66ZM102 47H103V46H102ZM115 47H116V46H115ZM117 47H116V48H117ZM120 47H121V45H120ZM69 48H70V47H69ZM95 48H96V47H95ZM106 48H107V47H106ZM116 48H115V49H116ZM121 48H122V47H121ZM121 48H120V49H121ZM123 48H124V47H123ZM96 49H97V48H96ZM98 49H99V48H98ZM101 49H102V48H101ZM112 49H114V48H112ZM126 49H127V48H126ZM128 49H129V48H128ZM67 50H68V49H67ZM88 50L90 51V49H88ZM116 50H117V49H116ZM122 50H123V49H122ZM122 50H121V51H122ZM124 50H125V49H124ZM130 50H131V49H130ZM53 51H54V50H53ZM104 51H105V50H104ZM119 51H120V50H118L117 53H118ZM121 51H120V52H121ZM152 51H153V50H152ZM63 52H64V51H63ZM73 52H74V51H73ZM85 52H86V51H85ZM85 52H84V53H85ZM87 52H88V51H87ZM87 52H86V53H87ZM92 52H93V51H92ZM108 52H109V51H108ZM111 52H112V51H111ZM125 52H126V51H125ZM127 52H128V51H127ZM127 52H126V53H127ZM129 52H130V51H129ZM131 52H132V51H131ZM164 52H165V51H164ZM253 52L256 53V61H255V63L257 64V67H259V68L262 69V71H261L262 74H261V76H260V78H262V77H264V42L259 43V44H258V47H255V48L253 49ZM68 53H69V52H68ZM123 53H124V51H123ZM167 53H168V52H167ZM241 53H242V51H241ZM243 53H244V52H243ZM243 53H242V54H243ZM246 53H247V52H246ZM2 54H3V53H2ZM47 54H48V53H47ZM124 54H125V53H124ZM151 54H152V53H151ZM242 54H241V57H246V55H248V53H247V54L244 53L243 55H242ZM43 55H44V54H43ZM53 55H54V54H53ZM57 55H58V54H57ZM113 55H114V54H113ZM120 55H121V53H120ZM126 55H127V54H126ZM235 55H236V54H235ZM34 56H35V55H34ZM49 56H50V55H49ZM49 56H48V57H49ZM69 56H70V55H69ZM69 56H68V57H69ZM104 56H105V55H104ZM107 56H108V55H107ZM122 56H123V54H122ZM40 57H41V56H40ZM55 57H56V56H55ZM57 57H59V55H58ZM60 57H61V56H60ZM112 57H113V56H112ZM128 57L130 58V56H128ZM241 57L239 56V58H241ZM248 57L251 58L252 55H250V56L248 55ZM25 58H26V57H25ZM27 58H28V57H27ZM31 58H32V57H31ZM44 58H45V57H44ZM114 58H115V57H114ZM117 58H118V56H117ZM134 58H135V57H134ZM239 58H238V59H239ZM29 59H30V58H29ZM61 59H62V58H61ZM67 59H69V58H67ZM71 59H72V58H71ZM106 59H107V58H106ZM111 59H113V58H111ZM124 59H125V57H124ZM234 59L236 60L235 57H234ZM30 60H31V59H30ZM32 60H33V59H32ZM35 60H36V59H35ZM44 60H45V59H44ZM46 60H47V59H46ZM50 60H51V59H50ZM73 60H74V59H73ZM103 60H104V59H103ZM108 60H109V59H108ZM235 60H234V61H235ZM242 60H244V59H242ZM245 60H246V59H245ZM41 61H43V60H41ZM74 61H75V60H74ZM74 61H73V62H74ZM124 61H125V60H124ZM128 61H129V60H128ZM236 61H240V60H236ZM246 61H247V60H246ZM26 62H27V61H26ZM32 62H33V61H32ZM37 62H38V61H37ZM46 62H47V61H46ZM240 62H241V61H240ZM19 63H21V62H19ZM30 63H31V62H29V64H30ZM41 63H42V62H41ZM49 63H50V62H49ZM49 63H47V64L49 65ZM68 63H69V62H68ZM117 63H118V62H117ZM121 63H122V62H121ZM121 63H120V64H121ZM131 63H132V62H131ZM15 64H16V63H15ZM34 64H36V63H34ZM43 64H44V63H43ZM69 64H70V63H69ZM175 64H176V63H175ZM235 64H237V62H236ZM24 65H25V64H24ZM24 65H21V67L24 66ZM36 65H37V64H36ZM78 65H79V64H78ZM85 65H86V64H85ZM125 65H128V64H125ZM129 65H130V64H129ZM131 65H132V64H131ZM135 65H136V63H135ZM159 65H160V64H159ZM17 66H18V65H17ZM32 66H33V65H32ZM65 66H66V65H65ZM72 66H74V65L72 64ZM109 66H110V65H109ZM109 66H108V67H109ZM117 66H118V65H117ZM160 66H161V65H160ZM36 67H39V66H36ZM36 67H35V68H36ZM41 67H42V68L45 67V69H46V65H45V66L42 65ZM41 67H40V68H41ZM49 67H50V66H49ZM56 67H57V66H56ZM58 67H59V66H58ZM58 67H57V68H58ZM112 67H113V66H112ZM124 67H125V66H124ZM139 67H140V66H139ZM15 68H16V67H15ZM40 68H39V69H40ZM42 68H41V69H42ZM83 68H84V67H83ZM117 68H118V67H117ZM137 68H138V67H137ZM144 68H145V67H144ZM168 68H169V67H168ZM12 69H14V68H12ZM16 69H17V68H16ZM39 69L37 68L36 70L39 71ZM52 69H53V68H52ZM52 69H51V70H52ZM114 69H115V68H114ZM124 69H125V68H124ZM126 69H127V68H126ZM130 69H131V68H130ZM149 69H150V68H149ZM43 70H44V69H43ZM99 70H100V69H99ZM110 70H111V69H110ZM119 70H120V69H119ZM188 70H189V69H188ZM107 71H108V70H107ZM107 71H106V72H107ZM128 71H129V70H128ZM14 72H15V71H14ZM17 72H18V71H17ZM29 72H30V71H29ZM34 72H36V71H34ZM41 72H43V71H41ZM45 72H46V71H45ZM47 72H48V71H47ZM68 72H69V71H68ZM74 72H75V71H74ZM92 72H93V71H92ZM139 72H140V71H139ZM146 72H147V71H146ZM38 73H39V72H38ZM43 73H44V72H43ZM51 73H52V72H51ZM53 73H55V72H53ZM63 73H64V71H63ZM108 73H109V71H108ZM127 73H128V72H127ZM142 73H143V72H142ZM17 74H18V73H17ZM41 74H42V73H39L38 75H41ZM46 74H47V73H46ZM55 74H56V73H55ZM77 74H78V73H77ZM83 74H84V73H83ZM92 74H93V73H92ZM159 74H160V73H159ZM164 74H165V73H164ZM189 74H191V73H189ZM14 75H15V74H14ZM57 75H58V73H57ZM57 75H56V76H57ZM60 75H61V73H60ZM60 75H59V77H60ZM74 75H76V73H74ZM98 75H99V74H98ZM130 75H131V74H130ZM133 75H134V74H133ZM137 75H138V74H137ZM180 75H181V74H180ZM191 75H193V74H191ZM25 76H26V75H25ZM25 76H23V77H25ZM42 76H43V75H42ZM52 76L56 77L55 75H52ZM65 76H67V75H65ZM65 76H64V77H65ZM68 76H70V75H68ZM76 76H77V75H76ZM109 76H110V75H109ZM109 76H108V77H109ZM181 76H182V75H181ZM185 76H186V75H185ZM18 77H19V76H18ZM59 77H57V78H59ZM62 77H63V75H62ZM62 77H60V78H62ZM77 77H78V76H77ZM82 77H83V76H82ZM131 77H133V76H131ZM143 77H144V76H143ZM20 78H21V77H20ZM34 78H35V77H34ZM36 78H38V77H36ZM44 78H45V77H44ZM51 78H53V77H51ZM57 78H56V79H57ZM60 78H59V79H60ZM68 78H69V77H68ZM112 78H113V77H112ZM156 78H157V77H156ZM248 78H249V77H248ZM21 79H22V78H21ZM38 79H39V78H38ZM41 79H42V78H41ZM53 79H54V78H53ZM59 79H58V80H59ZM63 79H66V78H63ZM72 79H73V78H72ZM77 79H79V78H77ZM81 79H82V78H81ZM92 79H93V78H92ZM94 79H95V78H94ZM101 79H102V78H101ZM103 79H104V78H103ZM131 79H133V78H131ZM141 79H142V78H141ZM188 79H189V78H188ZM195 79H196V78H195ZM2 80H3V79H2ZM10 80H11V79H10ZM19 80H20V79H19ZM19 80H18V81H19ZM42 80H43V79H42ZM58 80H57V81H58ZM60 80H61V79H60ZM86 80H87V79H86ZM96 80H97V79H96ZM104 80H105V79H104ZM111 80H112V79H111ZM128 80H129V79H128ZM148 80H149V79H148ZM150 80H151V78H150ZM158 80H159V79H158ZM190 80H191V79H190ZM245 80H246V83H247V79H245ZM12 81H13V80H12ZM47 81H48V80H47ZM52 81H53V80H52ZM54 81H56V80H54ZM57 81H56V83H57ZM61 81H63V80H61ZM61 81H59L58 83H61V84H62ZM64 81H65V80H64ZM67 81H69V79H68ZM73 81H74V80H73ZM78 81H79V80H78ZM81 81H82V80H81ZM89 81H90V80H89ZM94 81H95V80H94ZM137 81H138V80H137ZM183 81H184V80H183ZM5 82H6V81H5ZM24 82H25V81H24ZM44 82H45V81H44ZM44 82H42V83H44ZM65 82H66V81H65ZM79 82H80V81H79ZM79 82H78V84H79ZM87 82H88V81H87ZM90 82H91V81H90ZM106 82H107V80H105V84H107ZM138 82H139V81H138ZM163 82H164V81H163ZM189 82H190V81H189ZM244 82H245V81H244ZM12 83H13V82H12ZM46 83H47V82H46ZM48 83H50V81H49ZM67 83H69V82H67ZM74 83H75V82H74ZM108 83H109V82H108ZM110 83H111V82H110ZM133 83H134V82H133ZM139 83H140V82H139ZM144 83H145V82H144ZM159 83H160V82H159ZM260 83H262V82H260ZM3 84H4V83H3ZM10 84H11V83H10ZM25 84H26V82H25ZM54 84H55V82H54ZM72 84H73V83H72ZM84 84H85V83H84ZM86 84H87V83H86ZM98 84H99V82H98ZM100 84H101V83H100ZM103 84H104V83H103ZM105 84H104V85H105ZM168 84H169V83H168ZM178 84H179V83H178ZM228 84H229V83H228ZM242 84H243V83H242ZM18 85H19V83H18ZM57 85H58V84H57ZM62 85H63V84H62ZM64 85H65V84H64ZM69 85H70V84H69ZM73 85H74V84H73ZM107 85H108V84H107ZM219 85H221V84H219ZM256 85H257V83H256ZM259 85H260V84H259ZM15 86H16V85H15ZM20 86H21V85H20ZM46 86H47V85H46ZM66 86H67V85H66ZM85 86H86V85H85ZM85 86H84V87H85ZM105 86H106V85H105ZM112 86H113V85H112ZM221 86H222V85H221ZM243 86H244V85H243ZM48 87H49V86H48ZM50 87H51V86H50ZM71 87H72V86H71ZM79 87H80V86H79ZM82 87H83V86H82ZM92 87H93V86H92ZM97 87H98V86H97ZM129 87H130V86H129ZM160 87H161V86H160ZM208 87H209V86H208ZM210 87H211V86H210ZM225 87H226V86H225ZM225 87H223V88L225 89ZM229 87H230V86H229ZM13 88H14V87H13ZM23 88H24V87H23ZM66 88H67V87H66ZM100 88H101V87H100ZM197 88H199V87H197ZM223 88H222V87H217V86H216V87H213V88H211V89H207V90H208V91H207V94L209 93V94H210V97H211V96H214V98H216V97H221V98H222V97L225 96L224 99H228V101L233 102V106H229V107L226 106V107H224V110H223V113H224V114H222V110L220 109V110H221V114H222L221 116L224 115L225 118H224V117H223V118H224V119L227 118L226 121L228 120V122L230 123V126H228V123L226 124V126H227V127H230V129H231V128H232V129L234 128V131H236L235 133L239 132L240 134H242V133L245 134L246 136H248L247 139H248V138H250V139H255V138L257 139V138H258V139H259V138H260L259 136H262L263 132H262V134H260L259 131H251V133H252V135H251V133H250V128L248 129V124H249V122H250V120H251V117H250V116H251V114H252L251 112H252L253 110H255L256 113L258 112V111H257L258 109H259V111L264 110V109H260V108H262L261 106H259L258 108H256V107H257V106H256V105H257L256 101L258 102V101L260 100V98H259L260 95H257V94H260V92L258 91L259 93H257V92H254V93L251 92V93H250V91H249V93L252 94V96H251V95H247V94L245 93V94H243L242 96H240V97H242V98H234V97L237 95V94H236V91H234V92H235V95H234V93H233L234 97H232V95H230V94H232V93L229 92V91H231L230 88L228 89V91H226L227 88H226L225 90H224ZM20 89H21V88H20ZM68 89H69V88H68ZM75 89H76V88H75ZM93 89H95V88L93 87ZM104 89H105V88H104ZM143 89H144V88H143ZM169 89H170V88H169ZM243 89H245V88H243ZM41 90H42V89H41ZM85 90H86V89H85ZM96 90H97V89H96ZM98 90H99V88H98ZM193 90H194V88H193ZM245 90H247V89H245ZM245 90H244V91H245ZM25 91H26V90H25ZM29 91H30V90H29ZM45 91H46V88H45ZM92 91H93V90H91V92H92ZM105 91H106V89H105ZM241 91H243V90L241 89ZM244 91H243V92H244ZM93 92H94V91H93ZM95 92H97V91H95ZM99 92H100V91H99ZM101 92H102V91H101ZM101 92H100V93H101ZM237 92H238V91H237ZM239 92H240V90H239ZM246 92H247V91H246ZM13 93H14V92H13ZM25 93H26V92H25ZM33 93H34V92H33ZM39 93H40V92H39ZM47 93H48V92H47ZM64 93H65V92H64ZM70 93H73V91L70 92ZM70 93H69V94H70ZM74 93H76V92H74ZM77 93H78V92H77ZM103 93H104V92H103ZM110 93H111V92H110ZM240 93H241V92H240ZM247 93H248V92H247ZM256 93H257V94H256ZM16 94H17V95L14 94V96H13V95H10V96L8 95L9 97L7 96V97H8V98H6V99H7V102H6L7 105H6V107L4 108L5 111H4V110H1V112H2V111H3V112H2V113L0 112V113H1L0 115L4 116V118L2 119L3 122H2V124H1V123H0V124H1V126L5 129V131H9L11 128H14V126H15L16 124H18L17 121L20 119L22 113L24 112V109L26 108L25 103H23V100L21 99L22 97H20V95H18L17 92H16ZM80 94H82V93H80ZM86 94H87V93H86ZM92 94H93V93H92ZM101 94H102V93H101ZM107 94H108V93H107ZM112 94L114 95V93H112ZM118 94H119V93H118ZM209 94H208V95H209ZM253 94H254V95H253ZM40 95H41V94H40ZM67 95H68V94H67ZM78 95H79V94H78ZM87 95H88V94H87ZM93 95H94V94H93ZM97 95H98V94H97ZM97 95H96V96H97ZM103 95H104V94H103ZM110 95H111V94H110ZM123 95H124V92H123ZM72 96H73V95H72ZM84 96H85V95H84ZM84 96H83V97H84ZM90 96H91V95H90ZM105 96H106V97H105V99H106L105 101H106V102H107V101L110 102V104L107 105V103H105V102H104L105 104H103L102 109H103V111H104V112H103V115L105 116L104 118H102V117H101L102 114L99 113V114H101V115H100V119H102V121H101V122H102V125L100 124V122H99L98 124H100L101 126H99V125L97 124V122H96L95 125H94V126H96V124H97V126H99V128H97V130H99V131H100V134H102V135H100L101 139L99 138V140H101V141H99V142H102V141H103V143L105 142V143L110 144V143L114 142L113 139L116 141V139H118V136H123L124 139L127 138V139H125V142H126L127 140L129 141V139H132L131 141H137L141 136L139 135V138H138V137L136 138L130 129H127V131H124V132H121V131H120V130H121L120 125H121V124H124L125 121H126L127 119L124 121V123L122 122L124 119H122V121H120L119 116H120V114H122V113H121V108H120L121 106H120V107H117V106H119V105H118V103L116 104V102H115L116 99H114L116 96H112V97L110 98L108 95H106V93H105ZM107 96H108L109 98H108ZM119 96H120V95H119ZM258 96H259V97H258ZM24 97H25V96H24ZM87 97H88V96H87ZM92 97H93V96H91V98H92ZM100 97H101V96H100ZM117 97H118V95H117ZM257 97H258V98H257ZM70 98H71V97H70ZM81 98H82V97H81ZM89 98H90V97H89ZM128 98H129V97H128ZM131 98H132V97H131ZM211 98H212V97H211ZM214 98H213V99H214ZM24 99H25V98H24ZM27 99H28V98H27ZM29 99H30V97H29ZM95 99H96V97H95ZM102 99H104V97H103ZM119 99H120V98H119ZM123 99H124V98H123ZM222 99H223V98H222ZM73 100H74V99H73ZM83 100H84V99H83ZM85 100H86V99H85ZM85 100H84V101H85ZM88 100H89V99H87L86 101H88ZM92 100H93V99H92ZM96 100H97V99H96ZM215 100H216V99H214V101H215ZM68 101H70V100H68ZM79 101H80V100H79ZM81 101H82V100H81ZM39 102H40V101H39ZM41 102H42V101H41ZM51 102H52V101H51ZM51 102H49V103H51ZM63 102H64V101H63ZM63 102H62V103H63ZM66 102H67V101H66ZM71 102H72V100H71ZM71 102H70V103H71ZM76 102H77V101H76ZM100 102H101V101H100ZM216 102H217V101H216ZM222 102H223V104H224V101H222ZM226 102H227V101H225V103H226ZM4 103H5V102H4ZM26 103H27V102H26ZM81 103H82V102H81ZM227 103H228V102H227ZM227 103H226V105H229V104H227ZM47 104H48V103H47ZM53 104H54V103H53ZM66 104H68V103H66ZM83 104H84V103H83ZM91 104H93V103H91ZM94 104H95V103H94ZM96 104H98V103H96ZM96 104H95V105H96ZM100 104H101V103H100ZM119 104L121 105V103H119ZM219 104H220V102H219ZM2 105H3V103H2ZM50 105H51V104H50ZM68 105H69V104H68ZM76 105H77V104H76ZM80 105H81V104L79 103V106H80ZM122 105H123V104H122ZM183 105H184V104H183ZM259 105H260V104H259ZM261 105H262V104H261ZM263 105H264V104H263ZM52 106H53V105H52ZM52 106H50L51 109L53 108ZM64 106H65V105H64ZM71 106H72V105H71ZM73 106H75V105H73ZM73 106H72V108H73ZM79 106H77V107H79ZM219 106H220V105H219ZM221 106H222V104H221ZM221 106H220L219 108H221ZM224 106H225V105H224ZM39 107H40V106H39ZM55 107H56V106H55ZM62 107H63V106H62ZM66 107H67V106H66ZM84 107H85V106H84ZM208 107H209V106H208ZM37 108H38V107H37ZM50 108H49V106H48V109H50ZM56 108H57V107H56ZM80 108H81V107H80ZM90 108H91V107H90ZM93 108H94V107H93ZM93 108H91V110H92ZM124 108H125V107H124ZM1 109H2V108H1ZM60 109H61V108H60ZM85 109L89 110L87 107H86ZM98 109H99V108H98ZM122 109H123V107H122ZM205 109H206V108H205ZM216 109H218V107H217ZM222 109H223V108H222ZM29 110H30V109H29ZM63 110H64V109H63ZM67 110H69V108H68ZM83 110H84V109H83ZM95 110H97V109H95ZM95 110H92V112H93L94 114H93L92 112H90V114L92 113V115H93V116H92V117H93V121H95V119H94V118H95L94 115L96 114V113H95ZM99 110H100V109H99ZM125 110H126V108H125ZM125 110H123V111L125 112ZM220 110H219V111H220ZM10 111H12V114L10 113ZM48 111H49V110H48ZM53 111H54V110H53ZM57 111H58V110H56V112H57ZM69 111H70V110H69ZM85 111H86V110H85ZM97 111H98V110H97ZM100 111H102V110H100ZM209 111H210V110H209ZM232 111H233V112H232ZM29 112H30V111H29ZM49 112H51L52 114H54V113L52 112V110H50ZM54 112H55V111H54ZM78 112H81V111H78ZM83 112H84V111H83ZM88 112H89V111H88ZM126 112H127V110H126ZM212 112H213V111H212ZM255 112H254V113H255ZM262 112H263V111H262ZM51 113H50V114H51ZM61 113H62V112H61ZM61 113H59V114H61ZM74 113H76V111H75ZM232 113L236 114L237 117L240 116V117H239L240 119H234L235 117L232 118V116H233ZM254 113H253V115H255ZM258 113H259V112H258ZM57 114H58V112H57ZM57 114L55 113V115H57ZM59 114H58L57 116H59ZM62 114H63V113H62ZM67 114H68V113H67ZM67 114H66V115H67ZM72 114H73V113H72ZM83 114H84V113H83ZM85 114H87V113H85ZM215 114H216V113H215ZM248 114H249V117H247ZM261 114H262V113H261ZM263 114H264V113H263ZM26 115H27V113H26ZM29 115H30V117H31V114H29ZM63 115H64V114H63ZM88 115H89V114H88ZM97 115H98V113H97L95 116H97ZM122 115L124 116V114H122ZM122 115H121V116H122ZM125 115H126V116H124V117H128V116H129V115L127 116V114H125ZM238 115H239V116H238ZM243 115H246V117L248 118V119H246V120L244 121V122H246V125H245V123H242V121H241V120H242L241 117H242ZM253 115H252V116H253ZM256 115H257V114H256ZM27 116H28V115H27ZM57 116H55V117H57ZM77 116L80 117V115H77ZM81 116H83V118H85L84 115H81ZM89 116H90V118H91V115H89ZM89 116H88V117H89ZM123 116H122V117H123ZM191 116H192V115H191ZM218 116H219V115H218ZM259 116H260V115H259ZM261 116H262V115H261ZM59 117H60V116H59ZM66 117H67V116H66ZM73 117H74V116H73ZM88 117L86 116V118H88ZM97 117H98V116H97ZM97 117H96V118H97ZM117 117H118V118H117ZM124 117H123V118H124ZM129 117H131V116H129ZM134 117H135V116H134ZM219 117H220V116H219ZM1 118H2V117H1ZM26 118H27V117H26ZM32 118H33V117H32ZM69 118H70V116H69ZM90 118L88 119V121L91 120ZM98 118H99V117H98ZM249 118H250V119H249ZM22 119H23V117H22ZM22 119H21V121H19V122H22V121H23ZM24 119H25V118H24ZM29 119H30V118H29ZM46 119H48V118H46ZM54 119H55V118H54ZM54 119H50V120H54ZM58 119L61 120V117L58 118ZM62 119H63V118H62ZM67 119H68V118H66L65 120H67ZM70 119H71V120H70ZM70 119H68V120H70V122H71V121H72V118H70ZM73 119H74V118H73ZM78 119H79V118H78ZM218 119H219V118H218ZM221 119H222V117H221ZM221 119H220V120H221ZM2 120H1V121H2ZM27 120H28V119H27ZM37 120H39V119H37ZM48 120H49V119H48ZM68 120H67V122H69ZM75 120L78 121L77 118H76ZM82 120H83V119H82ZM131 120H133V118H132ZM32 121H33V120H32ZM32 121L28 120V121H26V122L29 123V122H32ZM35 121H36V119H35ZM56 121H57V120H55V122H56ZM58 121H59V120H58ZM79 121H80V120H79ZM91 121H92V120H91ZM99 121H100V120H99ZM119 121H120V123L122 122L120 125L118 124ZM40 122H41V121H40ZM43 122H44V121H43ZM48 122H49V121H48ZM50 122H51V121H50ZM53 122H54V121H52V124H53ZM65 122H66V121H65ZM84 122H86V121H84ZM128 122H129V119H128ZM128 122H126V123L128 124ZM130 122H131V121H130ZM130 122H129V123H130ZM236 122H239L240 124H242V127H238ZM22 123H23V122H22ZM57 123H58V122H57ZM61 123H63V122H61ZM61 123L59 122L60 125H61ZM71 123H74V122L72 121ZM76 123H77V122H76ZM76 123H75V124H76ZM82 123H83V122H82ZM82 123H81V124H82ZM87 123H88V122H87ZM90 123H91V122H90ZM126 123L124 124L125 126L127 125ZM132 123H134V122H132ZM132 123H131V125H132ZM55 124H56V123H55ZM66 124H67V123H66ZM69 124H70V123H68L67 126H69ZM81 124H80V126H82ZM85 124H86V123H84L83 125L85 126ZM20 125H21V123H20ZM20 125H19V124L16 125V128H14V129H16V130H14V132L16 131V134H19V136H20V134L22 133L21 138H22L23 140H24V139L28 140V142H26V143L31 144L30 147H32V145H33V146H37L38 148H43V147L46 148V146H43V147L40 146V145L43 144L44 141H42V144H37V143L34 141L35 138H32V135H31V132H30V131L33 130V129H28V131H27V130H22V129L18 128V127H20ZM35 125H36V124H35ZM43 125H44V124H43ZM48 125H49V124H48ZM71 125H72V124H70V127H69V128H73V127L75 128V126H79L78 124H76V125H74L73 127H71ZM86 125H87V124H86ZM118 125H119V126H118ZM136 125H137V124H136ZM243 125H244V126H243ZM1 126H0V127H1ZM37 126H38V125H37ZM40 126H42V125H40ZM65 126H66V125H65ZM87 126H88V125H87ZM87 126H85L86 128H84V129H80V127H79V131H78V130H75L74 128H73V129H74L75 131H78L79 134H80V133H81L80 131H82V132H89V131H90V129H88ZM91 126H92V125H91ZM94 126H92V127H94ZM232 126H233V127H232ZM21 127H22V126H21ZM25 127H27V126H25ZM29 127H31V126H29ZM34 127H35V126H34ZM38 127H39V126H38ZM38 127H37V128H38ZM82 127H83V126H82ZM89 127H90V124H89ZM128 127H130V125H129ZM134 127H135V126H134ZM224 127H225V126H224ZM227 127H226V128H227ZM40 128H41V127H40ZM44 128H45V127H44ZM69 128H68V129H63V130H61L60 133H63V132H65V133H74V132H75L73 129H72V130H69ZM124 128H125V127H124ZM162 128H163V126H162ZM164 128H165V127H164ZM50 129H51V128H50ZM52 129H53V127H52ZM58 129H59V128H58ZM60 129H61V128H60ZM85 129H86L87 131H86ZM95 129H96V128H95ZM133 129H134V128H133ZM150 129H151V128H150ZM181 129H182V128H181ZM224 129H225V128H224ZM241 129H243V130H241ZM0 130H2V129H0ZM29 130H30V131H29ZM37 130H38V129H37ZM39 130H40V131H37V133L39 132L38 134H43V133H40V132H41V131H45V130H41V129H39ZM84 130H85V131H84ZM91 130L93 131L94 129H91ZM137 130H138V129H137ZM161 130H162V129H161ZM254 130H255V129H254ZM25 131H27V132H25ZM35 131H36V128H35ZM57 131H58V130H57ZM57 131H56V129H55V132H54V133L52 132V133H53L52 135H54V134H55V135H58L57 133H59V132H57ZM133 131H134V130H133ZM14 132H13V133H14ZM78 132H77V133H78ZM90 132H91V131H90ZM93 132H94V131H93ZM136 132H137V131H136ZM145 132H146V131H144V133H145ZM186 132H187V131H186ZM45 133H46V132H45ZM60 133H59V134H60ZM137 133H138V132H137ZM144 133H143V134H144ZM161 133H163V132L161 131ZM239 133H237V134H239ZM38 134H37V135H38ZM93 134H94V133H93ZM167 134H168V133H167ZM237 134H236V135H237ZM259 134H260V135H259ZM46 135H47V134H44V136H46ZM50 135H51V134H50ZM69 135H70V134H69ZM75 135H76V134H75ZM153 135H155V134H153ZM158 135H160V134H158ZM165 135H166V133H165ZM263 135H264V134H263ZM1 136H2V135H1ZM28 136H31V137L28 138ZM35 136H36V135H35ZM38 136H42V137H44L43 135H38ZM64 136H65V135H64ZM64 136H63V137H64ZM67 136H68V135H67ZM67 136H66V137H67ZM93 136H94V135H93ZM95 136H96V135H95ZM136 136H138V135H136ZM144 136L147 137V135H145V134L143 135V137H144ZM242 136H243V135H242ZM242 136H241V137H242ZM246 136H243V137H246ZM15 137H17V136H15ZM15 137H14V138H15ZM46 137H47V136H46ZM46 137H44V138H46ZM59 137H60V135H58V138H59ZM84 137H86V134H83L82 138H84ZM98 137H99V135H98ZM148 137L150 138L151 136H148ZM153 137H154V136H152L151 138H153ZM161 137H162V136H161ZM161 137L159 136L160 139H159V138H158V139L161 140V139H163L164 136H163L162 138H161ZM167 137H168V136H167ZM170 137H172V136H170ZM186 137H187V136H186ZM241 137H240V135H239L238 140H239V138L241 139ZM243 137H242V138H243ZM19 138H20V137H19ZM21 138H20V139H21ZM38 138H40V137H38ZM82 138L80 137V139H82ZM95 138H96V137H95ZM119 138H120V137H119ZM149 138H148V139H149ZM151 138H150V139H151ZM155 138H156V137H155ZM155 138H154V139H155ZM164 138H165V137H164ZM187 138H188V137H187ZM16 139H18V138H15V140H13V141L16 142ZM40 139H41V138H40ZM40 139H39V140H40ZM47 139H48V138H47ZM47 139H46V140H47ZM54 139H55V138H54ZM61 139H62V138H61ZM61 139H59V141L56 139V140L58 141V144H57V145H56L55 143H53V140H52V144H54V147L57 146V148H59V147H63V146H64V142H63ZM71 139H73V137H71ZM86 139H88V137H86ZM91 139H92V138H91ZM93 139H94V138H93ZM96 139H97V138H96ZM122 139H123V138H122ZM122 139H121V141H122ZM124 139H123V140H124ZM141 139H142V138H141ZM141 139H140V141H141ZM148 139H147V140H148ZM154 139H153V140H154ZM168 139H169V138H168ZM170 139L172 140L173 138H170ZM175 139H176V138H175ZM178 139H179V138H178ZM180 139H181V138H180ZM184 139H186V138H184ZM188 139H190V138H188ZM235 139H236V138H235ZM247 139H244V138H243L242 141L247 140ZM3 140H4V139H3ZM37 140H38V139H37ZM44 140H45V139H44ZM46 140H45V142H46ZM65 140H70V139H66V138H65ZM142 140H146V139L144 138V139H142ZM165 140H166V139H165ZM165 140H164V141H165ZM186 140H187V139H186ZM186 140H185V142H186ZM0 141H2V139H1ZM20 141H21V140H20ZM20 141L18 142V140H17L18 143H21ZM70 141H72V140H70ZM70 141H69V142H70ZM75 141H77V140L75 139ZM82 141H83V140H82ZM85 141H87V140H85ZM121 141H119V144H120ZM131 141H129V143H131ZM151 141H152V140H151ZM162 141H163V140H162ZM167 141H168V140H167ZM172 141H174V140H172ZM176 141H177V140H176ZM188 141H189V140H188ZM188 141H187V142H188ZM191 141H192V140H191ZM235 141H236V140H235ZM235 141H234V142H235ZM242 141H241V142H242ZM248 141H249V140H248ZM248 141H246V142H248ZM254 141H255V140H254ZM256 141H257V140H256ZM22 142H23V141H22ZM24 142H25V140H24ZM45 142H44V143H45ZM49 142H50V141H49ZM65 142H66V141H65ZM87 142H88V141H87ZM117 142H118V141H117ZM122 142H123V141H122ZM142 142H143V141H142ZM144 142H145V141H144ZM148 142H150V141H148ZM168 142H169V141H168ZM170 142H171V141H170ZM185 142H184V143H185ZM237 142H239V141H237ZM244 142H245V141H244ZM2 143H5V142L2 141ZM2 143H0V152H4V153H5L4 155L6 156V159H8L9 157H12V156H10V154H7L8 152L6 153V152L3 150L4 148L2 147V145H4V144H2ZM47 143H48V142H47ZM47 143H46V144H47ZM70 143H71V142H70ZM74 143H75V142L73 141V144H74ZM78 143H79V142H78ZM80 143H81V141H80ZM80 143H79V144H80ZM82 143H83V142H82ZM84 143H85V142H84ZM114 143H115V142H114ZM145 143H146V142H145ZM188 143H189V142H188ZM188 143H187L186 146H184L186 143H185V144L182 143L183 146H181V143H180V144L178 145V148H177V149H176V147H175L174 155H172V157L175 156L174 158H179V157H182V156H183V157L181 158V160H183V158H185L187 155H189V153H190L192 150L190 151V150L187 148ZM192 143H193V141H192ZM229 143H230V141H229ZM232 143H233V142H232ZM263 143H264V141H263ZM263 143H260V147H258L256 150L248 151V152L246 151V153L249 155V157H251L250 159H252L253 161L255 160L259 165H261V167L264 166V149H263V148H264V144H263ZM1 144H2V145H1ZM5 144L7 145V143H5ZM65 144H67V143H65ZM117 144H118V143H117ZM131 144H132V143H131ZM170 144H171V143H170ZM233 144H235V143H233ZM6 145H5V146H6ZM12 145H13V143H12ZM22 145H23V144H22ZM44 145H45V144H44ZM47 145H49V144H47ZM61 145H62V146H61ZM70 145H71V144H70ZM110 145H111V144H110ZM136 145H137V144H136ZM136 145H135V146H136ZM144 145H149V144L147 143V144H144ZM150 145H151V144H150ZM155 145H156V144H155ZM166 145H167V142H166ZM172 145H173V144H172ZM189 145H190V143H189ZM23 146H25V145H23ZM23 146H22V147H23ZM112 146H114V144H113ZM118 146H119V145H118ZM133 146H134V145H133ZM137 146H138V145H137ZM141 146H142V148L145 147V146L143 147V145H141ZM151 146H152V145H151ZM151 146H149V147H151ZM195 146H196V145H195ZM239 146H241V145H239ZM52 147H53V146H52ZM115 147H116V143H115ZM115 147H114V149H115ZM172 147H173V146H172ZM229 147H230V146H229ZM229 147H228V148H229ZM231 147H232V145H231ZM231 147H230V148H231ZM242 147H243V146H242ZM252 147H253V146H252ZM6 148H7V147H6ZM23 148H26V149H27L28 147L26 146V147H23ZM138 148L140 149V147H138ZM138 148H136V149L138 150ZM146 148H147V147H146ZM239 148H240V147H239ZM239 148H237V149H239ZM253 148H254V147H253ZM35 149H37V148L34 147V150H35ZM133 149H134V148H133ZM156 149H157V148H156ZM169 149H170V148H169ZM193 149H194V148H193ZM196 149H197V148H196ZM233 149H234V148H233ZM241 149H243V148H241ZM244 149H245V148H244ZM248 149H249V148H248ZM251 149H252V148H251ZM251 149H250V150H251ZM42 150H45V149H42ZM42 150H41V151H42ZM151 150H152V149H151ZM197 150H199V149H197ZM10 151H11V150H10ZM23 151H24V150H23ZM27 151H28V150H27ZM27 151H26V152H27ZM41 151H40V152H41ZM51 151H52V149H51ZM53 151H54V149H53ZM142 151H143V150H142ZM154 151H155V150H154ZM162 151H163V150H162ZM162 151H161V152H162ZM165 151H166V150H165ZM193 151H195V150H193ZM225 151H226V149H225ZM230 151H231V150L228 149V151H226V152H225L220 158H221V159L223 158V159H222L223 161H224V160L229 161L228 159L231 158L230 160L232 161V158H233V157L236 158V156H238V154H239V153H238L236 156L231 157V156H232V152H230ZM233 151H234V150H233ZM11 152H12V151H11ZM24 152H25V151H24ZM29 152H31V150L28 151V153H29ZM37 152H38V151H37ZM132 152H133V151H132ZM140 152H141V151H139V152L137 151V153H135V154H138V157H139L140 159H142V158H141L142 155H141V156H139V155H140V154H144V153H140ZM143 152H144V151H143ZM145 152H146V151H145ZM149 152H151V151H149ZM163 152H164V151H163ZM163 152H162V153H163ZM170 152L172 153V151H170ZM234 152H235V151H234ZM9 153H10V152H9ZM33 153H34V152L32 151V153H31L30 155H33ZM52 153L54 154V152H51V154H52ZM114 153H115V150H114ZM139 153H140V154H139ZM158 153H159V151H158ZM166 153H167V151H166ZM195 153H196V152H195ZM236 153H237V152H236ZM246 153H245V154H246ZM13 154H14V153H13ZM47 154H48V152H47ZM51 154H50V156H52V157H51V159H52V158H54V156L51 155ZM129 154H130V153H129ZM129 154H128V155H129ZM132 154H134V153H132ZM145 154H146V153H145ZM147 154H148V153H147ZM167 154H168V153H167ZM233 154H234V153H233ZM4 155H3V156H4ZM11 155H12V153H11ZM36 155H37V154L35 153L33 156H31V159H35V158H32V157H36ZM54 155H55V154H54ZM57 155H58V154H57ZM149 155H150V154H148V156H149ZM158 155H159V154H158ZM162 155H163V154H162ZM165 155H166V154H165ZM190 155H191V154H190ZM190 155L187 156V157H189V158H187V159L185 158L186 160H183V162H184L183 166H184V168H185V172H186V174H187V175L191 174V176H189L190 178L187 177V179H186L187 181L190 180V184H191L193 180H194V181H195V180L199 181V180L202 179V178H200V176H198L197 169H195V170H196L195 172H194V171H192V172H188V170L191 171L190 169L194 170L193 168H194V165H195V162H196V159H194L193 156H192V159H191V158H190V157H191ZM5 156H4V157H5ZM17 156H18V155H17ZM27 156L29 157L28 154H27ZM46 156H47L46 153H43V154L41 153V154H39V155L37 156V158H38L37 163L39 162V163L42 165L41 168L44 169L45 172L47 171V172L49 173V169H50L51 166H53L56 162H54V164L52 165L53 160H54V159H52V160H51L52 163H51L50 167L47 168V166H49V165H48L49 162L47 161V164L45 163V162H46L45 159H47ZM48 156H49V155H48ZM129 156H130V155H129ZM133 156L135 157V155H133ZM133 156H132V157H133ZM136 156H137V155H136ZM143 156H144V155H143ZM145 156H146V155H145ZM145 156H144V157H145ZM148 156H147V158H148ZM163 156H164V155H163ZM194 156H195V155H194ZM0 157H1V155H0ZM14 157H15V155H14ZM138 157H137V158H138ZM165 157H167V156H165ZM170 157H171V156H170ZM15 158H17V157H15ZM18 158H19V157H18ZM18 158H17V159H18ZM29 158H30V157H29ZM58 158H59V157H57L56 159H58ZM145 158H146V157H145ZM145 158H144V159H145ZM168 158H169V157H168ZM49 159H50V158H49ZM140 159H136V157H135L134 160H135V161H136V160L142 161V160H140ZM193 159L195 160V162H194ZM197 159H198V158H197ZM248 159H249V158H248ZM2 160H3V157H2ZM4 160H5V158H4ZM13 160H14V159H13ZM234 160H235V159H233V161H234ZM7 161H10V159H8ZM20 161H21V160H20ZM33 161L36 162V160H33ZM44 161H45V162H44ZM51 161H50V162H51ZM54 161H55V160H54ZM57 161H58V160H57ZM139 161H137V162H139ZM146 161H147V160H146ZM191 161H193L194 163L191 162ZM11 162H12V160H11ZM11 162H9V163H11ZM123 162H124V161H123ZM183 162H182V163H183ZM197 162H198V161H197ZM224 162H225V161H224ZM234 162H235V161H234ZM14 163H18V162L16 161V162H14ZM14 163H13V165H14V166H17V165H15ZM33 163H34V162H33ZM143 163H144V162H143ZM143 163H142V164H143ZM229 163H233V162H229ZM229 163H228V164H229ZM237 163H238V162H237ZM243 163H244V162H243ZM243 163H242V164H243ZM249 163H250V162H249ZM254 163H255V162H254ZM254 163H253V164H254ZM35 164H36V163H35ZM56 164H57V163H56ZM125 164H126V162H125ZM144 164H145V163H144ZM233 164H234V163H233ZM242 164H241V165H242ZM13 165L11 164V166H13ZM36 165H37V164H36ZM41 165H38V166H41ZM254 165H255V164H254ZM55 166H56V165H55ZM128 166H129V165H128ZM192 167H193V168H192ZM230 167H232L231 164H230ZM233 167H234V166H233ZM237 167H238V165H237ZM242 167H243V166H242ZM17 168H19V167L17 166ZM17 168H16V169L14 168V172H15V170H16V172H19V171H20L21 167H20V169H17ZM41 168H40V169H41ZM53 168H54V167H53ZM121 168H122V167H121ZM124 168H125V167H124ZM195 168H196V165H195ZM228 168H229V167H228ZM240 168H241V167H240ZM240 168H239V170H237L238 168H237L236 170H234L235 172L237 171L236 174H234L233 172H232V174H231V173H230V169H229L228 174L225 175V178H224V180H223L224 182L227 183V184L225 183V185H230V187L232 186V188H233V187H237V186H238V187L245 186V187L247 188L248 184L251 183V181H253V180L249 179L250 177H246V171H247L248 168L246 169V171L244 170L246 167L243 168V169H240ZM253 168H254V167H253ZM7 169H10V170H11V169H13V167H12V168H8V167H7ZM42 169H41V170H42ZM255 169H257V168H255ZM1 170L6 171L5 168L1 166V167H0V174H2V173H1L2 171H1ZM18 170H19V171H18ZM21 170H22V169H21ZM41 170H40V171H41ZM44 170H43V171H44ZM52 170H53V169H52ZM126 170H127V169H126ZM131 170H132V168H131ZM251 170H252V169H251ZM258 170H259V172H260V170H263V171H264V169H260V167H259ZM43 171H42V172H43ZM50 171H51V170H50ZM146 171H147V170H146ZM146 171H145V172H146ZM232 171H233V169H232ZM254 171H255V170H254ZM263 171H261V172H263ZM11 172H12V170H11ZM14 172H13V173H14ZM24 172H25V171H24ZM152 172H153V171H152ZM152 172H149V173L152 174ZM202 172H203V171H202ZM248 172H249V171H248ZM4 173H5V172H4ZM7 173H8V172H7ZM149 173L147 172V174H149ZM199 173H200V174H204V173H201V171H200ZM237 173H239V174H237ZM263 173H264V172H263ZM27 174H28V173H27ZM32 174H33V173H32ZM41 174H42V173H41ZM43 174H44V172H43ZM52 174H54V173H52ZM52 174H51V176H52ZM142 174H143V173H142ZM144 174H145V173H144ZM144 174H143V175H144ZM155 174H156V173H155ZM155 174H154V172H153V175H155ZM200 174H199V175H200ZM3 175H4V174H2V177H3ZM5 175H6V174H5ZM5 175H4V176H5ZM8 175H9V174H8ZM17 175L19 176V174H16V177H17V179H18V176H17ZM247 175H248V174H247ZM261 175H262V174H261ZM11 176H12V175H11ZM22 176H23V175H22ZM22 176H19V177L21 178ZM24 176L26 177V174H25ZM42 176H43V175H42ZM138 176H140V175H138ZM145 176H146V174H145ZM150 176L152 177V175H150ZM201 176H202V175H201ZM204 176H205V174H204ZM204 176H203V177H204ZM258 176H259V175H258ZM13 177L15 178V176H13ZM25 177H24V179H26ZM35 177H36V176H35ZM37 177H38V176H37ZM47 177L50 178L49 175H48ZM135 177H136V176H135ZM142 177H143V176H142ZM142 177L138 178L137 180L142 179ZM146 177H147V176H146ZM259 177H260V176H259ZM22 178H23V177H22ZM29 178H30V177H29ZM49 178H48V179H49ZM51 178H52V177H51ZM148 178H150V177L148 176ZM152 178H153V177H152ZM155 178H156V177H155ZM191 178H192L193 180H192ZM3 179H4V178H3ZM157 179H158V178H157ZM188 179H189V180H188ZM204 179H205V178H204ZM204 179H203L202 181H204ZM257 179H258V178H257ZM0 180H1V179H0ZM36 180H37V179H36ZM50 180H51V179H50ZM50 180H48V181H50ZM52 180H53V179H52ZM135 180H136V179H135ZM143 180H144V179H143ZM145 180H148V179L145 178ZM25 181H27V180H23L22 182H25ZM28 181H31V180H28ZM148 181H149V180H148ZM154 181H155V180H154ZM158 181H159V179H158ZM158 181L156 180L157 183H155V182H153V181H152V182L155 183V184L158 186V187H157V188H158V193H157V194H158V196H161L160 200H161L162 197H163V199H162L163 201H162V202H159V204L165 202V204H166V206H167V202L169 201L168 199H170V198H175V197H173V195H175V193H176V192L174 191L176 186H175V185H172V184L169 183V184H170L169 187H164L165 184H162L161 180H160V183H159ZM197 181H196V182H197ZM206 181H207V180H206ZM206 181H205V182H206ZM241 181H245L246 184H247V186H246V185H242V184H241ZM8 182H9V181H8ZM8 182L5 181V184H4V185H6V186L9 185V187L13 188L12 186L15 184V182L13 183V181H12V182H10L9 184H7ZM31 182H32V181H31ZM33 182H34V181H33ZM140 182H141V183H140V185H141V184H142V181H140ZM145 182H147V181H145ZM145 182L143 181V184H145ZM200 182H201V181H200ZM207 182H209L208 184H211V182H210L209 180H208ZM224 182H223V183H224ZM247 182H249V183H247ZM254 182H255V181H254ZM254 182H253L252 184H256V183H254ZM3 183H4V181H3ZM42 183H43V182H42ZM54 183H55V182H54ZM150 183H151V182H150ZM150 183H149V184H150ZM185 183H186V182H185ZM193 183H194V182H193ZM201 183H202V182H201ZM203 183H204V182H203ZM203 183H202V184H203ZM242 183H243V182H242ZM1 184H2V183H1ZM12 184H13V185H12ZM17 184H18V185H17ZM19 184L22 185L23 183H16L17 187H20ZM24 184H26V186H29V187L32 188V189H33L34 186L37 187V185H34V184H37V183H33V185H32V183L28 182V184H27V182H26V183H24ZM24 184H23V185H24ZM143 184H142V187H144ZM155 184H154V185H155ZM214 184H215V183H214ZM214 184H212V185H214ZM220 184H221V183H220ZM263 184H264V183H263ZM2 185H3V184H2ZM2 185H0V188L2 187ZM4 185H3V187H4ZM10 185H11V186H10ZM145 185H146V184H145ZM166 185H168L167 182H166ZM203 185H205V184H203ZM256 185H257V184H256ZM258 185H260V184L258 183ZM6 186H5V187H6ZM134 186H136V185H134ZM146 186H147V185H146ZM196 186H197V185H196ZM196 186H195V187H196ZM199 186H200V185H199ZM219 186H220V185H219ZM219 186H217V187H219ZM249 186H251V184H250ZM249 186H248V187H249ZM260 186H261V185H260ZM263 186H264V185H263ZM9 187H7L8 189H7V188H5V189L9 190ZM36 187H35V188H36ZM40 187H41V186H40ZM136 187H137V186H136ZM142 187H141V190H142ZM149 187H150V186H149ZM153 187H154V186H153ZM153 187H151L152 190L155 189V188H153ZM203 187H204V186H202V188H203ZM208 187H211V186L209 185ZM245 187H243L242 190L245 191V190H246ZM251 187H252V186H251ZM254 187H255V185H254ZM258 187H259V186H258ZM57 188H58V187H57ZM114 188H115V187H114ZM116 188H117V187H116ZM147 188H148V187H147ZM147 188L145 187L146 190L150 189V188H148V189H147ZM187 188H188V187H187ZM197 188H201V187H197ZM221 188H222V187H221ZM225 188H226V187H224V189H225ZM244 188H245V189H244ZM20 189H23L22 186L20 187ZM28 189H29V188L25 187L24 190H28ZM173 189H174V190H173ZM192 189H193V188H192ZM247 189H249V188H247ZM250 189H251V188H250ZM250 189H249V191H248V190H247V191H248V192H251ZM252 189L255 191L256 187H255V189L252 187ZM260 189H264V188H263V187H260ZM260 189H258V190H260ZM3 190H4V189H3ZM3 190H2V192L5 191V190H4V191H3ZM17 190H18V189H17ZM17 190H16V191H17ZM24 190H23V194L21 193L20 195H21V197H22V195H23L24 198H25L26 196H25V194H24ZM29 190H30V189H29ZM29 190H28V191H29ZM36 190H37V189H36ZM36 190H35V192L37 193L39 190H37V191H36ZM40 190H41V189H40ZM43 190H44V189H43ZM113 190H114V189H113ZM138 190H139V189H138ZM143 190H144V189H143ZM156 190H157V189H156ZM195 190H196V189H195ZM214 190H215V189H214ZM233 190H234V189H233ZM253 190H252V191H253ZM0 191H1V190H0ZM21 191H22V190H21ZM21 191H19V192H21ZM44 191H45V190H44ZM59 191H60V190H59ZM106 191H107V190H105V192H104V191H103V192L106 193ZM193 191H194V190H193ZM193 191H192V192H193ZM205 191H208V194L212 195V194H211L212 191H211V193H209V190H205ZM215 191H216V190H215ZM215 191H214V192H215ZM225 191H228V189L226 188ZM225 191H224V192H225ZM230 191H231V190H230ZM256 191H257V189H256ZM9 192H10V191H9ZM35 192H34V193H35ZM42 192H43V191H41V193H42ZM48 192L51 193L50 190L47 191V193H48ZM112 192H113V191H112ZM146 192H149V191H146ZM152 192H153V191H152ZM152 192H151L150 194H152ZM155 192H157V191H155ZM174 192H175V193H174ZM190 192H191V191H190ZM197 192H199V191H197ZM197 192H196V195H197ZM217 192H219V191H217ZM217 192H216V195L214 196V198L217 196V194H218ZM221 192H222V191H220V193H221ZM228 192H229V191H228ZM234 192H236V191H234ZM241 192H242V191H241ZM245 192H246V191H245ZM263 192H264V190H263ZM7 193H8V191H7ZM25 193H26V191H25ZM27 193H28V192H27ZM29 193H30V192H29ZM31 193H32V191H31ZM31 193H30L29 196H31V195L33 194V193H32V194H31ZM43 193H44V192H43ZM45 193H46V192H45ZM45 193H44V195H45L44 197H46V195L48 196V195L50 194V193H48V194H45ZM54 193H55V192H54ZM54 193L52 192V194H54ZM91 193H92V192H91ZM107 193H108V192H107ZM107 193H106V195L110 194V193H108V194H107ZM153 193H154V192H153ZM199 193H200V192H199ZM202 193H204V191H202ZM246 193H247V192H246ZM256 193H257V192H256ZM256 193L254 192V195H255ZM258 193H259V191H258ZM258 193H257V194H258ZM261 193H262V191H261ZM38 194H39V192L37 193V195H38ZM55 194H58V193H55ZM59 194H60V193H59ZM144 194H145V193H144ZM144 194H143V196H146V195H144ZM177 194H178V193H177ZM191 194H192V193H191ZM194 194H195V193H194ZM204 194H205V193H204ZM204 194H203V195H204ZM206 194H207V192H206ZM214 194H215V193H214ZM248 194H249V193H248ZM248 194H246V195H248ZM252 194H253V193H252ZM5 195H6V194H5ZM26 195L28 196V194H26ZM35 195H36V194H35ZM37 195H36V196H37ZM112 195H113V194H112ZM112 195H111V196H112ZM148 195H149V194H148ZM153 195H154V194H153ZM183 195H184V194H183ZM183 195H181L180 197H182ZM203 195H202V196H203ZM210 195H209V196H210ZM218 195H219V194H218ZM18 196H19V195H18ZM29 196H28V197H29ZM33 196H34V195H33ZM33 196H32V197H33ZM39 196L41 197V195H39ZM66 196H67V195H66ZM109 196H110V195H109ZM111 196H110V198H111ZM114 196H115V193H114ZM141 196H142V195H141ZM149 196H150V195H149ZM156 196H157V195H156ZM156 196H155V197H156ZM219 196H221V195H219ZM238 196H239V194H238ZM256 196H257V195H256ZM258 196H260V195L258 194ZM5 197H6V196H5ZM7 197H8V196H7ZM7 197L5 198L6 200H7ZM12 197H13V196H12ZM52 197H53V195H52ZM59 197H61V196L59 195ZM59 197H58V198H59ZM115 197H116V196H115ZM146 197H147V196H146ZM150 197H151V196H150ZM153 197H154V196H153ZM204 197H205V196H204ZM206 197H207V196H206ZM210 197H211V196H210ZM210 197H209V198H210ZM212 197H213V196H212ZM233 197H234V196H233ZM253 197H254V196H253ZM261 197H263V196L261 195ZM261 197H259V199H260ZM10 198H11V195H10ZM10 198L8 197V201H9ZM19 198H20V196H19ZM22 198H23V197H22ZM30 198H31V197H30ZM30 198H29V200L32 199V198H31V199H30ZM35 198L37 199L38 197H33L35 203L37 204V207H40V208H41V206L43 207V205H41V206L38 205V201H40V199H38V201H36ZM48 198L50 199L51 197L48 196ZM54 198H56V197H54ZM54 198H53V199H54ZM58 198H56V199L58 200ZM106 198H108V197H106ZM151 198H152V197H151ZM157 198H158V197H157ZM177 198L179 199V195L177 196ZM193 198H194V197H193ZM197 198H199V197H197ZM216 198H217V197H216ZM218 198H219V197H218ZM218 198H217V199H218ZM223 198H224V197H223ZM223 198H221L222 201H224ZM240 198H241V196H240ZM56 199H55V200H56ZM111 199H112V198H111ZM142 199H143V198H142ZM178 199H176V200L178 201ZM194 199H196V198H194ZM205 199L207 200V198H205ZM211 199H212V198H211ZM219 199H220V198H219ZM255 199H258V197H256ZM17 200H18V199H17ZM17 200H16V201H17ZM19 200H20V199H19ZM22 200H23V199H21V201H22ZM24 200H25V199H24ZM63 200H64V199H63ZM63 200H58V201L62 202ZM66 200H67V199H66ZM149 200H150V198H149ZM155 200H156V199H155ZM157 200H158V199H157ZM165 200H166V201H165ZM167 200H168V201H167ZM200 200H201V199H200ZM203 200H204V198H203ZM208 200H209V199H208ZM263 200H264V199H263ZM1 201H2V200H1ZM13 201H14V200H13ZM16 201H14V202L16 203L15 205H17V202H16ZM21 201H20V202H21ZM27 201H28V199H27ZM50 201H51V200H50ZM58 201H57V202H58ZM112 201H114V199H113ZM115 201H116V199H115ZM115 201H114V203L117 204ZM158 201H159V200H158ZM171 201H172V199L170 200V202H171ZM174 201H175V199H174L172 202H174ZM179 201H180V200H179ZM179 201H178V203H179ZM187 201H188V200H187ZM197 201H199V200H197ZM197 201H196V202H197ZM201 201H202V200H201ZM212 201H213V200H212ZM232 201H233V200H232ZM242 201H243V200H242ZM252 201H254V199H253ZM259 201H260V200H259ZM261 201H262V200H261ZM10 202H11V200H10ZM14 202H11V203H12V205L16 208L17 206L14 205ZM25 202H26V200H25ZM25 202H24V203H25ZM28 202H29V201H28ZM63 202H64V204H65V201H63ZM117 202L122 203L121 200H119V201H117ZM170 202H169V204H170ZM182 202H183V201H182ZM205 202H206V201H205ZM209 202H211V201H209ZM215 202H216V201H215ZM255 202H256V200H255ZM18 203H19V202H18ZM26 203H27V202H26ZM26 203H25V204H26ZM31 203H32V202H31ZM111 203H112V202H111ZM120 203H118V204H120ZM125 203H126V202H125ZM140 203H142V202H140ZM174 203L178 204L177 202H174ZM174 203H173V204H174ZM186 203H187V202H186ZM220 203H221V202H220ZM226 203H227V201H226L225 203H221V204L223 205V204H226ZM234 203H235V202H234ZM237 203L240 204V203H242V202L239 203V202L237 201ZM250 203H254V202H250ZM261 203H262V202H261ZM3 204H4V203H3ZM9 204H10V203H9ZM22 204H23V203H21V205H22ZM36 204H34V205L36 206ZM39 204H40V202H39ZM56 204H57V203H56ZM58 204L61 205L62 203L60 204V203L58 202ZM148 204H149V203H148ZM169 204H168V206H169ZM182 204H183V203H182ZM191 204H192V203H191ZM205 204H207V203H205ZM216 204H217V203H216ZM216 204H215V205H216ZM230 204H231V203H230ZM244 204H245V203L243 202V205H244ZM247 204H249V202H248ZM18 205H19V204H18ZM29 205H30V209H31V207H32L33 204H30V203H29ZM120 205H121V204H120ZM128 205L130 206V204H128ZM141 205H142V204H141ZM141 205H140V206H141ZM144 205H145V204H144ZM144 205H143V206H144ZM149 205H150V204H149ZM162 205H163V204H162ZM184 205H185V204H184ZM222 205H220V206L222 207ZM233 205H234V204H233ZM235 205H236V204H235ZM256 205H257V204H256ZM263 205H264V204H263ZM4 206H5V205H4ZM7 206H8V205H7ZM10 206H11V204H10ZM19 206H20V205H19ZM24 206H25V205H24ZM112 206H113V205H112ZM114 206H117V207H118L119 205H114ZM135 206H136V205H135ZM137 206H139V205H137ZM143 206H142L141 208H143ZM147 206H148V205H147ZM164 206H165V205H164ZM166 206H165V210H163V211H162V210H161V211H158V212H160V213H159L158 215H155V217L153 216L154 214L152 215L153 217H151V216H150V217H146L145 220H144V224L141 223V224L144 225V226H143V227H137V228H139V230H138L139 232H137V229L135 228V230H136V232H137V236H141V237H142V236H143V235H142V234H143V231H145V232H146V235H147V232L149 233V232H150L153 228H155L157 225H159V226L161 225V228H162V229H163V227L165 226V228H167V229L170 231V233H172L173 230L176 232V230L179 229V227L182 226V227H181V235H183V233H182V231H183L182 228H183V225H184L183 222H182V218H184V217H183V216H184V213H183V211H182L183 208H182V207H181V208H177V207H176V208H173V206H172V207L169 206L170 208L168 207L169 209H167ZM174 206H176V205H174ZM188 206H189V204H188ZM216 206H217V205H216ZM216 206H215V207H216ZM224 206H225V205H224ZM226 206H227V205H226ZM226 206H225V207H226ZM241 206H242V205H241ZM0 207H1V206H0ZM2 207H3V206H2ZM11 207H12V206H11ZM14 207H12V208H14ZM26 207H28L27 204H26ZM117 207H116V208H117ZM120 207H122V206H120ZM155 207H156V206H155ZM160 207H162V206H160ZM190 207H191V205H190ZM227 207H229V210H231V209H230V206H227ZM236 207H238V206H236ZM250 207H251V206H250ZM253 207H254V206H253ZM21 208H22V206H21ZM33 208H34V207H33ZM58 208H62V207L59 206ZM58 208H57V209H58ZM113 208H114V207H113ZM124 208H125V206H124ZM124 208H122L123 211H124ZM146 208H148V207H146ZM146 208H145V209H146ZM171 208H172V209H171ZM233 208H235V207L233 206ZM243 208H244V207H243ZM243 208H241V210H242ZM138 209H139V208H138ZM143 209H144V208H143ZM173 209H174V210H173ZM180 209H181V210H180ZM204 209H205V212H206V214L208 215V217L204 216V213L201 214L202 212L200 211V209L198 210V209H196V208H191V209L188 210V211H189V215L191 214V216L194 218V221H195L194 223L197 224L196 226L193 224V226H192L193 228H194V226L197 228V227L202 226V225H203V227H206V228H204V230H205L206 233L204 234V231H203V234L205 235V236H204V239H208V240H207L206 243L204 242V240H202V241L204 242V245L206 244V247L204 246L205 248L202 246V247H203L202 250H204V249L206 250V254H205V255H207V257H209V256H211V257L214 256V257H216V258H219V257H220L219 260H221V261H222L221 258H223L222 263H219V264H223L224 259L226 260V258H227V257L229 258V256L231 255V254H230V250H227L229 244H228V245L225 244V243H227L226 241H231V240H232L234 243L236 242V243H235V246L238 248V250H240V251H242V252H243V251H248V249H247V250H243V246H244V245H243V243H242V240H240V237H239L238 235H236V233H235V231H234V227H235L234 225H236V224H238V223L235 224V223L232 222V221H233V220H231L232 217L228 216L229 213H228V214L226 213L227 211H229L228 209H226V208H219V207H218V208H217V207H216V208H213V207L211 208V206H210V208L207 207V208H204ZM244 209H245V208H244ZM32 210H34V209H32ZM117 210H118V209H117ZM125 210H126V209H125ZM150 210H151V209H150ZM154 210H155V209H154ZM156 210H159V208L156 209ZM185 210H186V208H185ZM235 210H237V209H235ZM239 210H240V209H239ZM9 211H10V210H9ZM27 211H28V210H27ZM41 211H42V210H41ZM96 211H97V210H96ZM100 211H101V210H100ZM120 211H121V210H120ZM128 211H129V209H128ZM128 211H127V212H128ZM141 211H145V210H141ZM147 211H148V210H147ZM199 211H200L201 213H200ZM232 211H233V210H232ZM237 211H238V210H237ZM237 211H235V213H236ZM244 211H245V210H244ZM246 211L251 212L252 215L256 217V220H257L258 222L262 221V217H263L262 214H261L262 209H261V207L258 208V205H257V208H256V206H255L253 209H252V207H251V209L246 207ZM102 212H103V210H102ZM104 212H105V211H104ZM109 212H110V211H109ZM118 212H119V211H118ZM118 212H116V214H117ZM121 212H122V211H121ZM125 212H126V211H125ZM125 212H124V213H125ZM130 212H131V211H130ZM158 212H154V213L156 214V213H158ZM185 212H186V211H185ZM230 212H231V211H230ZM26 213H27V212H26ZM56 213H57V212H56ZM61 213H62V212H61ZM106 213H107V212H106ZM122 213H123V212H122ZM137 213H138V214H140V213L142 214V212L139 213V211H138ZM148 213H149V212H148ZM148 213H147V214H148ZM150 213H151V212H150ZM150 213H149V214H150ZM242 213H243V210H242ZM251 213H250V214H251ZM263 213H264V211H263ZM10 214H13V213L10 212ZM24 214H25V213H24ZM58 214H60V213L58 212ZM58 214H57V215H58ZM62 214H63V213H62ZM62 214H60V215L62 216ZM88 214H89V213H88ZM88 214H87V215H88ZM94 214H96V213H94ZM94 214H92V215L94 216ZM108 214H109V213H108ZM120 214H121V213H120ZM126 214H127V213H126ZM134 214H135V213H134ZM147 214H146V215H147ZM186 214H188V213H186ZM186 214H185V216H186ZM231 214H232V213H231ZM231 214H230V215H231ZM238 214H239V213H238ZM238 214H237V215H238ZM60 215H59V216H60ZM99 215H100V214H99ZM111 215H112V214H111ZM117 215L119 216V213H118ZM117 215H114V216H117ZM127 215H128V214H127ZM143 215H144V214H143ZM150 215H151V214H150ZM189 215H188V217H189V219H190V216H189ZM233 215H235V214H233ZM233 215H231V216H233ZM240 215H241V214H240ZM242 215H243V214H242ZM242 215H241V216H242ZM246 215H247V213H246ZM252 215H251V216H252ZM15 216H16V215H15ZM59 216H58V218H59ZM61 216H60V217H61ZM97 216H98V215H97ZM101 216H102V214H101ZM112 216H113V215H112ZM112 216H110V217L114 219L115 217H112ZM118 216H117V217H118ZM120 216H121V218H122V215H120ZM124 216H126V215H124ZM124 216H123V218H124ZM129 216L131 217L132 215L129 214ZM248 216H250V215L248 214ZM248 216H247V217H248ZM251 216H250V217H251ZM16 217H17V216H16ZM16 217H15V219H16ZM62 217H63V216H62ZM94 217L96 218V216H94ZM98 217H99V216H98ZM107 217H108V215H107ZM127 217H128V216H127ZM130 217H129L128 219H130ZM132 217H134V216H132ZM192 217H191V218H192ZM233 217H234V216H233ZM239 217H240V216H239ZM245 217H246V216H245V214H244V219L242 218L243 221H244L245 219H248V218H245ZM56 218H57V217H56ZM118 218H119V217H118ZM149 218H150V219H149ZM236 218H237V216H236ZM240 218H241V217H240ZM251 218H252V220L254 219L253 217H251ZM251 218H250V219H251ZM263 218H264V217H263ZM20 219H21V218H20ZM27 219H28V218H27ZM60 219H61V218H60ZM93 219H94V218H93ZM96 219H97V218H96ZM96 219H95V220H96ZM109 219H110V218H109ZM128 219H127V222L130 221V220L128 221ZM186 219H187V218H186ZM12 220H13V219H12ZM102 220H103V219H102ZM104 220H105V219H104ZM115 220H116V218H115ZM124 220H125V218H124ZM124 220H123V222H124ZM132 220H136V219H133V218H132ZM132 220H131V221H132ZM155 220H156V221H155ZM234 220H235V218H234ZM248 220H249V219H248ZM44 221H45V220H44ZM52 221H53V220H52ZM97 221H98V220H97ZM110 221H112V220H110ZM110 221H107V223L110 222ZM235 221H236V220H235ZM243 221H240V220H239V222H243ZM46 222H47V221H46ZM53 222H54V221H53ZM105 222H106V221H105ZM120 222H121V221H120ZM123 222H122V223H123ZM132 222H133V221H132ZM154 222H156V224H155ZM237 222H238V221H237ZM246 222H247V220H246ZM262 222H263V221H262ZM51 223H52V222H51ZM110 223H112V222H110ZM117 223H118V222H117ZM129 223H130V222H129ZM136 223H137V222H136ZM186 223H187V222H186ZM192 223H193V221H192ZM244 223H245V221L242 223L243 226H244ZM248 223H251V222L248 221ZM248 223H247V224H248ZM46 224H48V223H46ZM108 224H109V223H108ZM138 224H140V223H138ZM138 224H137V225H138ZM253 224H255V223H253ZM43 225H44V224H43ZM49 225H50V224H49ZM54 225L56 226V224H54ZM110 225H112V224H109V226H110ZM123 225H124V224H123ZM125 225H126V224H125ZM125 225H124V226H125ZM238 225H240V224H238ZM245 225H246V224H245ZM258 225H259V224H258ZM52 226H53V225H52ZM57 226H58V225H57ZM103 226H104V225H103ZM139 226H140V225H139ZM162 226H163V227H162ZM189 226H190V225H189ZM246 226H247V225H246ZM248 226H249V227H248L249 230L247 229L246 232L250 233L249 236L247 235V236L250 238V236H252V235L255 233V230H256L257 228H255V226L253 227L252 225H248ZM260 226L262 227V225H259V227H260ZM53 227H54V226H53ZM110 227H111V226H110ZM118 227H119V226H118ZM126 227H127V226H126ZM185 227H188V226H185ZM236 227H237V225H236ZM45 228H47V227L45 226ZM111 228H112V227H111ZM113 228H114V227H113ZM119 228H120V227H119ZM140 228H141V230H140ZM156 228H157V227H156ZM189 228H190V227H189ZM238 228H239V226H238ZM241 228H242V227H241ZM252 228H253V229H252ZM50 229H51V228H50ZM104 229L106 230V228H104ZM108 229H109V228H108ZM186 229H187V228H186ZM239 229H240V228H239ZM242 229H243V228H242ZM254 229H255V230H254ZM261 229H264V228L262 227ZM47 230H48V229H47ZM47 230H46V231H47ZM58 230H59V229H58ZM109 230H110V229H109ZM135 230H134V231H135ZM163 230H164V229H163ZM165 230H166V229H165ZM168 230H166V231H168ZM184 230H185V229H184ZM191 230H192V229H191ZM193 230H195V229H193ZM196 230L199 231V230H200V227L197 228ZM243 230H244V229H243ZM245 230H246V228H245ZM134 231H133V232L131 231V232H132V233H136V232H134ZM159 231H160V229H159ZM145 232H144V236H145ZM160 232H161V231H160ZM160 232H159V233H160ZM162 232H163V231H162ZM183 232H184V231H183ZM237 232H239V231H237ZM246 232H245V235H246ZM256 232H258V231H256ZM259 232H261V230H260ZM54 233H55V232H54ZM88 233H89V232H88ZM116 233H117V232H116ZM150 233H151V232H150ZM150 233H149V234H150ZM152 233H154V232H152ZM163 233H164L163 235H165V231H164ZM177 233H178V231L176 232V234H177ZM189 233H191V232H189ZM196 233H197V232H196ZM196 233H195V231H194V232H193V236H192V237H190V236L187 237V236H186V239H185V237L183 236V238H184V243H182L183 245H181V253L184 252V251H185L186 253H187V252H190V253L192 252V253L190 254V260H191V259L194 257V255L196 254V253L193 254L194 249H196L197 247H200V244H199L200 241L198 240V237H199V238H201V237L198 236V234H196ZM200 233H201V232H200ZM263 233H264V230H263ZM194 234H195V235H194ZM201 234H202V233H201ZM109 235H110V234H109ZM117 235H118V234H117ZM167 235H168V233H167ZM170 235H171V237L173 238V236H172L173 234H170ZM174 235H175V233H174ZM177 235H178V234H177ZM179 235H180V233H179ZM245 235H244V236H245ZM256 235H259V234H256ZM263 235H264V234H263ZM84 236H85V235H84ZM110 236H111V235H110ZM133 236H134V234H133ZM133 236H132V237H133ZM144 236H143V237H144ZM158 236H159V235H158ZM160 236H162V233L160 234ZM168 236H169V235H168ZM168 236H166V237H168ZM254 236H255V235H254ZM145 237H146V236H145ZM145 237H144V238H145ZM163 237H165V236H163ZM169 237H170V236H169ZM257 237H258V236H257ZM262 237H263V236H262ZM133 238L135 239L136 237H133ZM181 238H182V236H181ZM227 238H228V240H227ZM242 238H243V236H242ZM242 238H241V239H242ZM254 238H255V237H254ZM260 238H261V237H260ZM120 239H121V238H120ZM131 239H132V238H131ZM134 239H133V240H134ZM140 239H141V238H140ZM145 239H146V238H145ZM209 239H210V241H209ZM250 239H251V238H250ZM252 239H253V236H252ZM252 239H251V240H252ZM137 240H138V238H137ZM142 240H143V239H142ZM158 240H159V239H158ZM163 240H164V238H163ZM248 240H249V239H248ZM261 240H262V239H261ZM75 241H76V240H75ZM115 241H116V239H115ZM144 241H145V240H144ZM180 241H181V240H180ZM208 241H209V242H208ZM246 241H247V240L244 239L243 242H246ZM252 241H253V240H252ZM256 241H258V240L256 239ZM262 241H264V240H262ZM262 241H261V242H262ZM140 242H141V241H140ZM147 242H148V241H147ZM187 242H188V243H187ZM258 242H260V241H258ZM258 242H257V243H258ZM86 243H87V242H86ZM185 243H186V245H185ZM241 243H242V245H241ZM249 243H250V242H249ZM252 243H253V246H256V245H254V242H252ZM197 244H199V245H197ZM247 244H248V243H247ZM259 244H260V243H259ZM263 244H264V242H263ZM226 245H227V246H226ZM251 245H252V244H251ZM195 246H197V247L195 248ZM229 246H230V245H229ZM247 246H248V245H247ZM257 246H258V245H257ZM251 247H252V246H251ZM251 247H250V248H251ZM226 248H227V249H226ZM232 248H233V247H232ZM245 248H246V247H245ZM247 248H248V247H247ZM252 248H253V247H252ZM258 248H259V247H258ZM263 248H264V247H263ZM94 249H95V248H94ZM143 249H144V248H143ZM234 249H235V248H234ZM255 249H256V248H255ZM196 250L198 251L199 248H197ZM202 250H200V251H202ZM252 250H254V248H253ZM258 250H259V249H258ZM261 250L264 251L263 249H260V251H261ZM176 251H177V250H176ZM228 251H229V252H228ZM231 251H232V250H231ZM185 252H184V253H185ZM195 252H196V251H195ZM237 252H238V251H237ZM237 252H236V253H237ZM248 252H249V251H248ZM248 252H247V254H248ZM256 252H258V251H255V253H256ZM157 253H158V252H157ZM167 253H169V252H167ZM201 253H205V252H201ZM232 253H234V252H232ZM236 253H235V254H236ZM253 253H254V252H253ZM260 253H261V252H260ZM169 254H170V253H169ZM199 254H200V253H199ZM251 254H252V253H251ZM251 254H250V256H251ZM256 254H257V253H256ZM261 254H262V256L264 255L263 253H261ZM86 255H87V254H86ZM155 255H156V254H155ZM161 255H162V254H161ZM177 255H178V253H177ZM177 255H176V256H177ZM183 255H184V254H181V263H182V261H184V264H185V262H187L188 260H185V256L183 257ZM201 255H202V254H201ZM203 255H204V254H203ZM205 255H204V256H205ZM156 256H157V255H156ZM176 256H175V257H176ZM187 256H188V255H187ZM231 256H232V255H231ZM237 256H238V255H237ZM246 256H247V255H246ZM252 256H254V255L252 254ZM260 256H261V255H259V257H260ZM166 257H167V256H166ZM169 257H170V256H169ZM195 257H196V255H195ZM197 257H199V256H197ZM248 257H249V255H248ZM89 258H90V257H89ZM173 258H174V257H173ZM179 258H180V257H179ZM179 258H178V259H179ZM200 258H202V256H201ZM204 258H205V257H204ZM228 258H227V259H228ZM232 258H234V255L232 256ZM250 258H251V257H250ZM252 258H254V257H252ZM257 258H258V256H257ZM262 258H264V256H263ZM262 258H259V260L262 259ZM75 259H76V258H75ZM77 259H78V258H77ZM155 259H156V258H155ZM167 259H168V258H167ZM169 259H171V258H169ZM176 259H177V258H176ZM176 259H175V260H176ZM188 259H189V258H188ZM195 259H196V258H195ZM195 259H194L193 261H196V260H197V259H196V260H195ZM208 259H209V258H207V260H208ZM212 259H213V257H212ZM234 259H235V258H234ZM236 259H237V258H236ZM115 260H116V259H115ZM199 260H201V259H199ZM199 260H197V261H199ZM203 260H205V259H203ZM209 260H211V259H209ZM213 260H215V259H213ZM228 260H229V259H228ZM232 260H233V259H232ZM242 260H243V259H242ZM244 260H245V259H244ZM255 260H257V259H255ZM263 260H264V259H263ZM162 261H163V260H162ZM176 261H177V260H176ZM201 261H202V260H201ZM205 261H206V260H205ZM205 261H204V262L202 261V263H207V261H206V262H205ZM246 261H247V260H246ZM251 261H252V260H251ZM72 262H73V261H72ZM110 262H111V261H110ZM129 262H130V261H129ZM163 262H164V261H163ZM189 262H190V261H189ZM199 262H200V261H199ZM219 262H220V261H219ZM255 262H256V261H255ZM159 263H160V262H159ZM232 263H233V262H232ZM232 263H231V264H232ZM259 263H260V264H264V261L260 260ZM160 264H161V263H160ZM178 264H180V263H178ZM191 264H192V263H191ZM194 264H195V263H194ZM196 264H197V263H196ZM200 264H201V263H200ZM234 264H235V263H234ZM236 264H237V263H236ZM238 264H239V263H238ZM251 264H252V262H251Z\"/></svg>", "mask_w": 264, "mask_h": 264}]
</instances>
